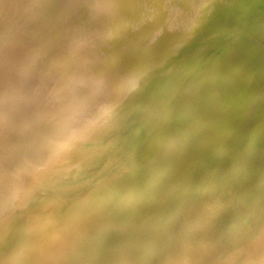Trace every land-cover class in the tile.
Wrapping results in <instances>:
<instances>
[{"label": "rangeland", "instance_id": "obj_1", "mask_svg": "<svg viewBox=\"0 0 264 264\" xmlns=\"http://www.w3.org/2000/svg\"><path fill=\"white\" fill-rule=\"evenodd\" d=\"M7 1H9V2H7ZM14 1H12V0H0V264H53L54 262H55L54 264H90V263L91 264H124V263H126V264H132V263L133 264H148L147 263L148 260H149L150 264H152L154 261H156V262L158 261L159 263H162V261H164V264L167 261H168V264H169V262H170V264H173L174 262L175 263L177 262V264H180L178 262V260H180V259H177V260H175V259H176L177 255H181L185 249H186L185 250L186 254L189 253V252L187 253V249L190 250L188 248L189 245H187L186 242L190 238L187 241L185 239L190 236L191 231L194 232L198 229V232L196 231L198 234L196 232H194V233H196V235L194 233H191L194 236H197L196 239H194L193 235L190 236L193 238V242L195 240V242L193 243L194 245H195V243L197 244L199 242L198 240L203 239L202 236H204V238H205V236L208 237V235L210 234L208 231L209 228L212 231L213 226H215V223H214L215 219L214 218H216V215L219 214L217 216L218 218H216V220L218 221L219 219L223 218V214H224V216L227 214L224 212L220 213L221 210L220 211L218 210V209H223L222 211H225L226 210V209H224L225 205H226L225 207H229V208H227L228 210H230V208H232V206L234 208L231 211L227 210L229 212V214L226 215L227 219L230 218L229 215L232 213V211H233L232 214H236L235 213L236 210H238L237 212L242 210V213L241 212H239L240 214L237 213L236 217H234V218L231 217L232 220L229 219V222L225 218H223V220H222L223 223L225 221L228 222L227 224L225 222L224 223L225 225L223 224L224 226L222 225L221 220H219L220 221L219 223H221V224H219L217 222L214 229L216 227H218V228L221 227L219 229L221 231H219L217 228L212 231V232H216V233L219 232L220 233V234L219 233L216 234V236H215L216 238L218 237L220 239V235H222V234H224V235L221 236V240H224L225 237L229 238V240H228V238H226V240H228L229 242L224 240V242L225 241L226 242L221 243V241L218 238L215 239L213 237V240L214 239L219 240L218 242L223 246L221 249L224 251V253L226 251L229 253L228 254L226 253V256H224L223 251L221 252V250H218L219 249L218 247H221V246L217 241L216 242L218 244L215 241H213V242L211 241L212 244H211V242L210 243L207 242V244H206V242L204 241L205 242L204 245H206L207 249L209 250V253L205 252V251H207V249L202 244L203 248L205 247L204 248L205 250L204 249H203V251L201 250L203 252L202 255H204L205 253L212 255L213 253H215L216 250H218V252L219 251L221 252L220 257H219L218 252H216L218 254V258H216V259L214 258V256L212 258L211 255L210 256L208 255L206 257L207 254H205L203 256L204 260H205V257H206V259L210 257L214 261L216 260V262H212L213 264L214 263L219 264L221 262V260L224 259V262L222 261L220 263V264H224L225 262L227 263V259L231 260V258L233 257L232 258L233 261H234V259L235 260L237 258L239 259V260L237 259L236 264L237 263L239 264L240 262L243 264L244 262L242 259H241L242 260L241 261L240 258H244L245 257L244 255L247 256L249 254L248 253L249 251H251L252 254L259 253L262 250L264 251V236H263L264 232H262V233L258 232V231L256 232V229L254 228V227L258 226L257 222L264 221V219L262 218V217H264V135H263L264 134V130H263L264 128L259 129L260 126L258 128L257 125H256L257 127H255V125H254V127L251 128L253 132L254 131H255V133L257 132L256 134L253 133V134H255V137H254L253 134H250V133H252V131L250 132L246 129H242V125H240L246 119H248L249 121L252 120L257 115V113L264 114V111L260 112L261 109L264 110V107H263L264 101H262V96L264 99V84H263L264 80L262 77L258 78L257 80L255 79L254 81L250 80L251 78L248 79L249 78V77H247V75L249 76L248 73L253 71V69L251 68V66H253V65H251V64L246 69V68H242L241 65H237V64L233 65V64H230L229 62H227L226 59L229 57V54L231 52V49L229 47L221 48L218 46V44H216L218 47L216 48V46H215V49L214 48L211 49L210 44H209L212 41H215L217 39L219 40L221 38H223V39H229L230 38L231 39L230 36L237 38V35H239L241 31H246V32L248 31L251 34H255L256 36H259L264 31V27H263V25H264L263 24L264 23V0H175L176 4L174 5L175 6L174 8H176V9L181 8V9H178L177 12L181 13V15L183 13L185 15H187L188 16L187 21L192 20V21H188L189 22L188 24L186 22L187 27L184 24V26L187 29H184L183 34L188 35V38L186 40H183V41L180 40V41H178V43L176 41H174L173 39L171 41H168V42L166 41L167 45L165 46L162 58L157 59V57L160 56L159 50L152 52L149 55L148 59L145 60L146 65L143 66L144 68L141 67V65H143V63L141 62V60L143 61V56H141V55L137 56L138 59H141V60H139L140 62L137 60L138 63H137V61H134V60L132 61L133 51H134V49L137 48L136 45H134V44L140 40L137 39L133 45H127V46L123 47V49H122V46H120L122 44L121 41H123L126 37H129V36L130 37L137 36L136 32H132V31H135V28H137V29L142 28L141 32H143V34L147 33V32H152L153 29L154 30L157 29V27H159L160 23L152 24L153 23L152 22L150 24L149 22L151 20V17H148V18L146 17L145 19L143 18V20H142L143 22L139 25L138 22L131 20L130 16H134V15L138 14L142 8L141 6H143V8L145 7V10L147 12L150 11L151 9L163 10L165 7V3L161 2L162 0H155L156 2L160 1V3H158V4L157 3L156 4L150 3V0H23V1L14 0ZM28 1L31 4H27V3H29ZM11 2L15 6H13V4ZM21 2L23 4L25 3V8H23L24 5L21 4ZM112 2L117 3L118 6L114 5L113 7H111ZM128 2L129 3L133 2L134 6L129 7V8L124 7V5L127 4ZM8 4H9V6H8ZM150 4H152V5H150ZM33 5H35V6H33ZM108 5H110V6H108ZM12 7L14 9H12ZM202 7H205L204 10H201ZM10 9L13 11H10ZM19 9H21L22 11H20ZM214 9H217V10H215V12L221 10V12L219 13V17L223 18L222 16H224V14H225V17L230 18L231 23L229 25L225 24L223 26L219 25V24L215 25V24L209 23L208 21L211 20L210 18H213L216 15V14H213ZM258 10L261 11L259 14L257 13ZM19 12L21 14H19ZM16 14H18V16ZM37 14H38V16H37ZM110 14H111V16H110ZM198 14L201 17L197 19ZM257 14L258 15L261 14V17H257ZM26 15H28L31 19L28 18V16H26ZM39 15H41V16H39ZM22 16L24 17V19ZM36 16H37V19H36ZM114 18H117V19L119 18L118 19V25H119V27H121L120 31L117 33H116V30H114V25H113V23L115 21ZM129 19H130V21H129ZM20 20H21V22H19ZM37 21L39 23H37ZM48 21H49V23H47ZM43 22H45V23H43ZM162 23H165V21H162ZM167 24L171 25L172 21H170ZM41 26H44V28ZM188 26H189V28H188ZM36 27L38 29L41 27L39 29L41 32H38V29L36 30ZM55 27H57V28L59 27V29H61V27H62V33L66 32V34H68V35L66 37H63L66 34L65 35H64V33L62 34L61 30H59V29H58V32L57 31L55 32L54 30H57V28H55ZM256 28H258V29H256ZM41 29H43V31ZM27 30L29 32H32V33H30L31 37L28 35L29 33H27ZM50 30L54 31L52 33H54L56 38L58 39V43H59V44L57 43L58 46L56 45L57 39L56 38H54L56 40L53 39L52 36H54V35L50 33ZM19 31H20V34H19ZM36 31L38 34H36ZM121 31H123V32H121ZM231 31H232V33H231ZM253 31H256V33ZM42 32H43L44 36L48 35L49 37L48 36L47 37L51 41H54L53 43H55L54 45L57 46L58 50H60V49L65 50V48H67V47H68V49L70 47H72V49L70 48V50L73 54L70 53V50H65V51L63 50L64 52L60 53L61 50L57 51V49L56 50L53 49V48H56V46L54 47L53 45H51L52 43L51 44L49 43L50 40H48V38H47L48 43L46 44L47 41H46V38L43 37ZM44 32H46V33L49 32L51 37L49 34H45ZM257 32L258 33L260 32V33L258 34ZM39 33H40V36L42 35V37L44 38L45 41L42 40L43 38L41 39L39 37ZM56 33L59 35H56ZM161 33L162 32L153 33L155 36L153 34H151L152 37L148 38V45L154 44V43L157 44L159 42V40L162 39ZM226 33L228 34L229 38H228ZM22 34H24L25 36H23ZM159 34H160V36H159ZM224 35H225V37H224ZM9 36H10L11 40H10ZM16 36H19V37H17L15 40V38H13V37H16ZM20 36H22V37H20ZM26 36L28 39H26ZM216 36L219 38H217ZM226 36H227V38H226ZM159 37H160V39H159ZM21 38H22V41H21ZM35 38L41 39L42 41L41 40L40 41L42 44L45 42L43 45L40 43L39 44L40 46H38V48L43 46L42 47V49H43L44 47L48 46V44L50 47L51 46H53V47L44 48L47 50L46 53L44 50H43L44 52H42V50H41V52H42L41 53L40 52L41 48L40 49L37 48L38 51L35 48V47H37L38 43L40 42L39 40H38L39 42L38 41L36 42ZM33 39H35L34 45H36V46L32 45V46H34V48L32 46H30L31 44H33V42H32ZM189 39L194 40V41L188 42L187 40H189ZM256 39H257V37H256ZM3 40H4V43H3ZM61 41H63V42L65 41V43L67 44V47H66V44L65 45L60 44V43H62ZM67 41H68V43H67ZM228 41H230V40H228ZM263 41H264V35L261 36L260 43L261 42L263 43ZM35 42L37 44H35ZM247 42H250V39H249V41L247 40ZM112 44H113V46H112ZM60 45H62L63 47L65 46V48L62 47L63 48L62 49ZM59 46H60V49H59ZM167 46H168V48H167ZM48 48H50V50ZM52 49L55 51V53H54V51L52 53ZM262 49H263V47H256L252 51L250 49L249 52H251V54H254V55H260L264 52L263 51L264 49L263 50ZM246 50L248 51V49H246ZM35 51H36L37 55L35 54ZM130 51H131V54H129ZM217 51H219L220 53ZM48 52H50V54ZM210 52H211V56H210ZM244 52H245L244 50H241L237 54H242ZM51 53L53 55L59 54L58 58H57V56H53ZM68 53H70V55L74 56V57L68 56L69 55ZM74 53L76 55H79L80 53H82V54H80L79 56L76 57V55H74ZM123 53H125L126 56ZM206 53H209V54H206ZM219 54H221V55H219ZM50 55H51V57H50ZM84 55H86V56H84ZM105 55H106V57H104ZM115 55H120L118 57H121V58L123 57V59L120 58L123 61H121L119 59L113 61V59H111V58H114ZM52 56H53V58H52ZM80 56H82V58ZM127 56H129V57H127ZM214 56L216 58H214ZM90 57L92 59H90ZM49 58H50V60H49ZM239 58L244 59L242 57H239ZM37 59H39V60H37ZM46 59H47L46 62L49 61V63H46L44 61L46 63L47 67L45 66L44 62H43L44 66H42L43 65L42 61L46 60ZM212 59H214V60H212ZM35 60H37V61H35ZM40 60H41V63H40ZM210 60H212V61H210ZM106 61H107V63H106ZM199 61H201V62H199ZM70 62H71V64H70ZM114 62L116 65L114 64ZM37 63L38 64L40 63L41 66L38 65ZM59 63H61V64H59ZM196 63L198 64V69L193 70V68H194L193 65ZM246 63H247V61H246ZM76 65H77V67H76ZM84 65H85V67H82ZM155 65H157V66H155ZM116 66H118V67L121 66L120 67L121 69L119 71L120 73L112 72L110 74L112 69H117ZM67 67H69V68H67ZM110 67H111V69H110ZM262 67H263L262 65H258V64L254 65V68L261 69ZM43 68L46 71H44ZM59 68H60V70H59ZM79 68H81V69H79ZM55 69H56V71H55ZM64 69H65V71H64ZM82 69L87 70L88 73H87V71L85 73V70H82ZM126 69H128V70H126ZM200 69H202V70H200ZM48 70H49V72H48ZM74 70H76V72H74V73H76V76H77V74H80L79 71H81V72L84 71V73L82 75H78L77 77H75V76H73L75 74L72 73ZM51 71H53V72H51ZM52 73L54 75L55 74L56 75L54 76ZM224 73L225 74L227 73V74L224 75ZM51 74H52V77L54 76L53 78L51 77ZM65 74L66 75L68 74V75L66 76ZM209 74H212L213 76H215L214 79H212L213 76L209 75ZM221 74L223 77L221 76ZM58 75H60V76H58ZM124 75L125 76L127 75L128 77H126V79L123 81L122 78L124 77ZM139 75L141 77L140 82H138V84L136 85V87L134 89H131L132 88V87H130L131 83L129 82L130 78L132 80L131 82H133V80L135 81ZM43 76L45 79L42 81ZM45 76L46 77L48 76L47 78H50V80L47 79ZM237 76H238V78H237ZM239 76H240V78H239ZM59 77H61V78H59ZM66 77H68L67 78L68 81H71L70 83H67V84L74 85V87H75V88H73V86L71 87L70 85H68L69 88L70 87L73 88V90H75V94L81 93V95L83 96V98H82L81 95H78V97L80 96L81 99L75 98V97H77V95H75V97H74V95H73L74 92H72L71 90H68V91L72 92L73 97H71V98L76 99V100H74L75 103L74 102H73L74 104L72 103L73 105L70 104V102H72V101H70L71 100V98H70L71 93L69 92L70 93V96H69L67 93L68 91L66 90V88H64L65 87L64 86L63 88L65 91H67L66 94L69 96V97H67V95H65V91L62 88V85H64L62 83L66 79ZM80 77L83 79L85 78L86 80L88 79V83H91L94 80L91 84L92 86L90 84H88L86 80H83V79H82V81L83 82L85 81V83H84V85H82L83 82L80 81V79H81ZM220 77L224 78V80L221 79ZM231 77H234V79L233 78H232L233 80L230 79ZM90 78H93V79L91 81H89ZM157 78L162 80L161 85H165L166 82L169 83L168 89L165 91V93L163 92V93H160L158 95L155 93V92H157L158 88H160V87H158V85H153V86L147 87V85H148L147 83L154 82L155 80H157ZM51 79H53L52 82H50ZM76 79L79 80L82 84L79 83L78 81H76ZM45 80H46V82H45ZM54 80H55V82H54ZM72 80L76 81L77 83L74 82V84H72ZM116 80H119L120 82L123 81V85H121V84L119 85L116 83L114 84V81H116ZM235 80L240 81V82L243 81V82L240 85H235V87L230 86L231 88H228L227 90L224 89V91H221V92H218V91H216V93L214 92L216 98L218 97V95L220 93L221 94H223V93L227 94L226 92H228V91H230L232 94V95H230V93L228 92V94H227L228 97L235 96L237 94L238 90L240 88H242L243 86H244L243 88L246 89L248 92V94L246 96L247 98L244 97L242 99L243 103L242 102L238 103L236 106H234V104L230 105L229 107L233 106L232 107L233 109L232 108L230 109L229 107H227V109H226V112L230 113V116L232 118L230 120V124H231V122L234 123V124H231V126H233L232 127L233 129H230V127H231L230 124H229V126H227V128H225V127H223L224 126L223 122L216 121L215 118H214L215 121L212 120L214 113L215 114L221 113V112H219L221 106L220 105H218V107L216 106V102L213 101L214 99L216 100L215 97H213L214 99H209V97H208L209 91L206 90L208 88H204L205 86L202 88L201 84L203 83V84H206L209 86L214 85L212 87L216 86V88H218L219 86L222 87V86L230 85L229 82H233ZM37 81H38V84L36 83ZM227 81H229V82H227ZM244 81H247V82L244 83ZM94 82L96 83V85ZM225 82H227V83H225ZM22 83H24V84H22ZM51 83H53V84H51ZM54 84H56V86ZM67 84H65V85L67 86ZM80 84L82 86H80ZM85 84L87 86L89 85V87H91V88H89V87L87 88V90L85 91L86 93L88 90L90 91L93 88L90 91L91 94H88V93L83 94L84 93L83 91L87 87ZM144 84L146 85V87L145 86L143 87ZM22 85H24V86H22ZM76 85L80 88H78ZM52 86H55V87H52ZM68 86H67V88H68ZM60 87L62 88L63 91L59 92V90L61 89ZM82 87H84L85 89L83 88V91L78 93V91H80L82 89ZM94 87L95 88L97 87L96 88L97 90L95 89V91H94ZM55 89H56V91H55ZM77 89H80V90H77ZM173 91H178L180 94V98L177 97L175 100L171 99V98H173V96H172ZM206 91H207V93H206ZM55 92L56 93L58 92L59 95L61 94V92L62 93L64 92L63 93L64 97H61L62 94L60 95V97H59V95L58 96L54 95L55 97H57L56 100L58 99V97L62 98V100L58 99V101L61 100V102H63V103H59L60 101L55 102V98L52 95V93L54 94ZM96 92H97L98 96L96 95ZM48 94H50V96ZM192 94H194V98H195L194 102L187 103L189 101H187V100L184 101V98H186V96H190ZM21 95L24 97L23 99H22ZM19 96H21V97H19ZM25 96H26V98H25ZM46 96H47L48 100L49 99L50 100L48 101V104L45 106V109L52 110L51 111L52 114H51V112L48 113V110H43V111L40 110V107L42 106L41 99L46 98ZM49 97L54 98L53 103L51 101L52 99ZM65 97H67V98H65ZM25 99H27V101H23ZM170 99L172 100L171 102H169ZM63 100H65V102ZM80 100H82V101H80ZM97 100H99L100 102ZM211 101L213 102V104H215L216 107L213 106ZM248 103H252V105L248 107L247 111L245 112L246 114H244V116L243 115L239 116V115H241L237 111V110H239V107L242 104H244V106H245ZM262 103H263V105H262ZM190 104H192V105H190ZM217 104H218V102H217ZM259 104L261 105L262 108L259 106ZM66 105H70L71 107L66 106ZM77 105L79 108L77 107ZM257 106L261 109H259ZM174 108L179 109V110L181 109V110L180 111L178 110V112H179L178 113L177 111L176 112L174 111L175 110ZM215 109L218 111V112L216 111L217 113L215 112ZM257 109H259V111ZM58 110L62 111V113ZM78 110H79V113L77 112ZM45 111H47V112L45 113ZM56 111H58L61 114H59ZM254 111H255V113H254ZM74 112L75 113L77 112V113L75 114ZM41 113L42 114L44 113V114L42 115ZM164 113H169L170 116L165 118V119H162V117L160 118L159 116H161V114H164ZM252 113L255 115H253ZM38 114H39V116L40 115L46 116L48 114V116L44 117L42 120H39V122H38V120L35 122L36 118L39 117ZM233 114L234 115L238 114V116L237 115L234 116ZM73 116L75 118H73ZM249 116L250 117L252 116L253 118L252 117L249 118ZM210 117H211V119L209 120ZM58 118H59V120L61 118L62 120H60V121L64 120V122L59 123L60 122L59 120H58V122H56L55 120ZM46 120L49 122H47ZM68 120H69V122H68ZM77 123H82L83 127L81 126V127H78L77 129L74 128L73 125L77 124ZM128 123H129V126H127ZM24 124L30 125L29 127L32 130H30L29 128L22 130V126ZM92 124H94V125H92ZM143 124H145V126L147 124V127H153L155 125H159V124L161 125L162 124L166 128V130L168 129L169 125L172 126L170 128L174 127L173 129H176V126L180 125V127H181L180 129L185 128V131L182 134L181 138H183V140H187V144L189 145V143H190V145H191L190 148L188 149L187 148L188 145L186 147V143H185L182 147L175 149L173 151V153L163 152V154H162V151L159 150L160 144L164 148H167L168 145H169V148H172L174 140H171V139L168 140L165 137H163L164 135H159V134H155V133L152 134L150 136V138L152 136H157L156 140L159 139V141H158L159 155L156 154L152 158H148L149 160L145 162L147 164H149V162H150L149 165L152 167V171L150 174L155 176L153 179H150V180L146 179V177H145L146 166H144V164L143 165L139 164V162L141 161L142 158L145 160V157L143 156L142 152L146 149V146L144 144L142 146L141 143H138L140 137L143 138V137L147 136V135H143V132H141V130H140V128H142ZM213 124L215 125V127H213L214 126ZM52 125H53V127H52ZM62 125H63V127H62ZM218 125H220V126H218ZM40 126L43 127V129ZM35 127H38V128H35ZM164 127H163V129H164ZM235 127H237V128L240 127L241 129H236ZM99 128L105 129L104 133L97 132L96 130ZM254 128H256V129L254 130ZM38 129H41L42 132L40 130L38 131ZM70 129H72L71 132L69 131ZM258 129H259V131H258ZM48 130L50 133L49 132H48V134L45 133ZM56 130H58V131H56ZM164 130H163V132L166 133V131H164ZM191 130H192V133L194 132L193 134L197 136V137H195L196 141H194V139H193L194 138L193 134H192V136H189V135H191V133H190ZM31 131H33V132H31ZM92 131H94V132H92ZM179 131H181V130H179ZM232 131L234 132V136L237 135L236 137H233L234 139H232V136H233ZM235 131H236V133H235ZM35 132L37 133V135H35L36 134ZM60 132H62V133L60 134ZM72 132H74V133H72ZM88 132H90V133H88ZM228 132H229V134H228ZM175 133H176V131L173 132V134H175ZM207 133H208V135H207ZM64 134H66L65 135L66 139L64 138ZM70 134H72V135L75 134V136L72 139L82 138L78 144L74 145L75 148H73L71 150L69 149V147H70V145H73V141L70 137H68ZM160 134H161V132H160ZM259 134H261V135H259ZM230 135H232V136L229 139ZM256 135H259V136H256ZM62 137H63V139H62ZM252 137H253V139H252ZM206 138H208V139L214 138L215 139L214 141L211 140V141H213L212 142L213 145H212V143H210L213 147L210 146L209 142L207 144L205 143L206 140H203V139H206ZM237 138L238 139L243 138V139L238 141ZM75 139H74V141H75ZM225 139H227V140H225ZM208 141H210V140H208ZM223 141L227 142L228 144H232L234 141L235 144L233 143L232 146L230 145V148L228 146H224L225 148L226 147L227 148L223 149V151H219L218 153H216V148L219 147L218 144L220 142H223ZM238 143H240V144H238ZM241 143H243V144H241ZM85 146H87L89 148V150L93 149L91 151V153L89 152V155L87 156L86 159L88 161H90L91 159H93V157L98 156L99 159H97V161H99L101 163V164H99V166H101L104 162L106 163L107 158L114 159L113 162H111L109 164L110 168L115 167L117 162H121L122 168H123V172H122L123 174L118 179H116L115 181H112V182L108 181L106 179H105L106 180L105 181L103 179V180L98 181V183H95L94 187L95 188L97 187V188L95 189L93 187L94 188L93 191L95 192V197H93L94 202L93 201L91 202L93 204L94 208H95V206L99 205L100 211L102 209H104V210L105 209H112L113 211H118V212H113L114 213L113 215H106L104 213L94 215V217L97 218V220H102L103 218H105V220L107 221L106 223L98 224L97 228H95V227L93 228L92 225H86V226H84V224L81 225V223L84 219V216L81 215L78 218V220L77 219L75 220L76 222L74 225H78V228H79L78 232L80 233V237L82 238L80 240L82 242L80 240L78 242H74V241L68 242V240L65 239V237L69 236V239H70L71 235L73 233H70V231H68V233L65 231L57 233L55 231V229H52L53 227H55L54 225L53 226L52 225H50V226L46 225L47 223H49V221L52 220V218L54 219V217L57 215L58 211H54V210H56L57 207L58 208L62 207V205H60L58 202H53V201H49L47 199L39 198L40 197V191H41L43 183L45 181H41L40 183H36V182L39 179L40 180L44 179L46 176L45 174H47L46 172L49 169H53L54 167H56V169L57 168L62 169L63 167L70 166L71 164H72L71 166H73L74 163L76 162V161H74L75 159L70 161V158H72V157H68V159H66L67 163L65 162L67 165H65V163L63 164L61 160L53 161V163H52L51 156L53 154H58L57 156H63V155H67V156L75 155V156H77V155L81 154V152L83 150L82 147H85ZM237 146H239V147H237ZM185 147L187 149H185ZM191 149H193L194 152ZM208 149L213 151V152L209 151ZM184 150L186 152L188 150L191 151L188 158L192 157L194 159L195 157H197V155H198V158L197 159L195 158L196 160L193 161V163H192L193 159L190 161L191 158H189V160H188V158H186V161L188 160L187 162L184 161L185 159H183V160L180 159L178 161H175V159L173 158L174 155L176 154V155L181 156L182 153L186 154V152ZM231 150L233 151L232 153H231ZM239 150H241L242 152L239 153ZM158 151H157V153H158ZM196 151H197V153H196ZM188 153H189V151H188ZM195 153H196V155H195ZM236 153H237V155H236ZM242 153H243V155H242ZM103 154H108V155L105 157V156H103ZM192 154H194V155H192ZM218 155H220V156H218ZM100 156H102V158ZM193 156H195V157H193ZM221 156H223V157H221ZM165 157H168V158H165ZM177 157H179V156H177ZM186 157H187V155H186ZM212 157L217 158V159L213 160ZM95 158H97V157H95ZM155 158H156V162L160 159V162L159 161L157 162L158 165L156 164L155 161H153V160H155ZM179 158H181V157H179ZM219 158H222V159H219ZM229 158H231V159H229ZM235 158H236V160H235ZM165 159L166 160L170 159V161H168V163H166ZM201 159L204 162L202 164L199 163V161L202 162ZM209 159L210 160L212 159L213 163H212V161H209ZM87 160L85 162H87ZM226 160H229V161L227 162ZM232 160H233V162H232ZM94 161H96V160H94ZM225 161H226V163H224ZM236 161H237V163H235ZM185 162L187 163L186 165H188V162H191V164L189 163V165H188V167L190 169H186V170L182 171L183 167L184 168L187 167L186 165H182V164H185ZM210 163H211V165L209 166L208 164H210ZM214 163H215L216 167L213 165ZM220 163H221V165H220ZM203 164L204 165L206 164L205 167ZM241 164L248 167L249 171L246 174H244V173L242 174V167L243 166H241V167L236 166V165H241ZM75 165H76V163H75ZM77 165L79 167H81L82 164H80V163L78 164V162H77ZM77 165H76V168H79ZM208 166L210 168H208ZM194 167H196V168H194ZM233 167H235V168H233ZM205 168L207 171L206 173H205ZM223 168H225V170H223ZM219 169H220V171H219ZM90 170L91 169H87L84 172L79 173V174L71 173V171H70L66 177H63L60 175V178L61 179L67 178L68 179L67 181H70L72 176L78 177V178L82 177L84 179L85 177H88V173L90 172ZM202 171H203V173H202ZM217 171L219 172V174ZM221 171H222V173H221ZM186 172H188V173H186ZM191 172H193V173H191ZM226 172H228V173H226ZM209 173H210V175H209ZM54 174L58 175L59 173L57 171ZM202 174H205V176L203 177L204 179L201 180L204 183L199 181L200 179H202V177L200 176ZM206 174H208V178H207ZM213 174H215V175H213ZM212 175H213V177H212ZM41 176H42V178H41ZM172 177H173V179H172ZM189 179H190V181L188 182ZM194 179H195V181H192ZM196 180H197V182L198 181L199 182L197 183ZM194 182H196L197 184L196 183L194 184ZM87 183H89V182H87ZM179 184H182V185H179ZM90 186H92V185L88 184V187H90ZM183 186H184V188H182ZM244 186L247 189H245ZM247 186L249 187V189ZM260 189L262 191H260ZM60 190L61 189L56 190L54 188V190L52 192L54 193L55 191H60ZM247 190H248V192H247ZM80 191H82V190H80L79 188L77 190L72 191V196L70 199L71 202L69 201V197H68V199L66 198L68 201V204H69L67 211H74L76 209L75 208L76 203H73L74 199L72 201V197L73 198L75 197V199H77V197H79L81 195V193H85L84 190L82 192H80ZM228 192H230V193L228 194ZM193 193H194V195H193ZM253 195H255V196L257 195L256 199ZM41 196H43V193L41 194ZM200 196H202V197L200 198ZM203 197H205V198H203ZM250 197L252 198V201L250 200L251 199ZM210 198L211 199L213 198V199L211 200ZM66 199H64V203L67 202V201L65 202ZM117 199H119L118 201L124 202V205H123L124 208L123 209L120 208V206H121L120 203L115 202V201H117ZM200 200H202V201H200ZM203 200H206V202ZM213 200H214V202H213ZM248 200H250V201H248ZM247 201H248V206H247ZM253 201L255 202L254 204H256L255 205L256 208L254 206H252L254 208L251 207V209L253 211H252V213L250 212V213L246 214L248 216L246 219V215L244 218L243 217L244 215H242V214H245L247 212L246 211L247 209L249 210V208L246 209L245 207H250L251 204L254 205ZM208 202H209V204H208ZM88 203L91 205L90 202H88ZM198 204H200V206ZM243 204H245V205L243 206ZM238 205H240V208L241 207H244V208L240 209L238 207ZM192 206H194L193 210L191 209ZM201 206L203 209V210L202 209L201 210L204 213L207 211V214L205 213L206 216L200 210ZM206 206H208V207L206 208ZM179 207H180V209H179ZM195 207H196V209H198L201 212L199 213L196 210V212H197L196 213L194 211ZM215 207H218V209H215ZM206 209H208V210H206ZM244 209H246V210H244ZM63 210H64V208H63ZM158 210H160L159 212H161V213H158ZM186 211L189 214L192 213V211H194L196 213V214L194 212L192 213L196 216V218H195V216L190 214V217H191V215L194 217V218L191 217L193 219L192 220L193 222H190V220L187 219L188 213L186 214ZM209 212H211V213H209ZM215 212H218V213L213 215ZM116 213H117V215H116ZM201 213L203 216H200ZM154 214H155V216H154ZM220 214H222V217ZM156 215H158V216H156ZM184 215H186V219L184 218ZM238 215H240V216H238ZM256 215L258 217L261 216V217H259L260 220L256 219L257 218ZM207 216H208V218H207ZM219 216L221 218H219ZM231 216H235V215H231ZM242 217L244 219L242 221H240L242 219ZM209 218L210 219L213 218V222H212V220H210V223L212 222V224H210V225H213L212 228L209 227V224H208ZM235 218L237 220H238V218H240L238 220L239 223H238V221H236ZM248 218H250V220ZM252 218H253V221H252ZM196 219L198 221H195ZM202 219L206 220V223H207L206 227L207 226L209 227V228H206L207 229L206 232H208L207 234L205 233V231L202 232V233H205V235L204 234L202 235L201 230H200V229H202V231H203L205 228L204 227L205 224H203L204 226H202V224H201V223L205 222ZM186 220H188L189 222H187ZM255 220H257V221H255ZM180 221H181V224H178V223H180ZM232 221L234 223H232ZM235 221L237 223H235ZM117 222H119V224H120L118 227L114 226V224H116ZM241 222L243 223V225L244 224L247 225L249 222H250L249 224H251V223L253 224L255 222L256 224H253V226L252 225L245 226V227H248L252 231V233L249 229H247L245 227H244L245 230L247 229L248 231H250V233H248L247 230L244 231V228H242L243 225ZM183 223H184V225H182ZM185 223H186V225H185ZM193 223H194V227L198 226L200 228L197 227V229H196L193 227L191 229V227L193 226ZM195 223L197 224V226L195 225ZM233 224L237 225L238 229L236 226L233 227ZM261 224H259V225H261ZM174 225H176L175 227H177V225H178V228H176V229H178L179 231L174 230V232H173V230H172V232H173V234H172V232H169V230L171 231V229L174 228ZM180 225H181V228L186 229V232L184 229H182V231H181ZM188 225H190V226L192 225V226L190 227ZM239 225H242V226L239 227ZM254 225H256V226H254ZM184 226H186L187 228H185ZM222 226L224 227V229H227V230H225L226 233L229 231V233H227L229 235H227L224 231H222V229H223ZM231 227H233V228H231ZM251 227H253V228H251ZM228 228H231V229L228 230ZM241 228L243 229V231H240V233L244 232L245 235L250 234V236L252 234L254 239L257 237V234H258L259 239L261 238L260 236H263V237L260 240L258 239V242L256 241L257 239H255V241L257 243L254 245L255 242L253 241L254 243L252 242L253 245H251L250 241L253 238L250 236L249 237L247 236L248 240H250V241H248L250 243L247 245L246 243H248V242L246 241L245 236L243 237L244 238V240H243L241 238L242 234L240 236V233H238L240 237L237 234V232H239V229H241ZM93 231H94V233H93ZM140 232H141V234H140ZM234 232H236V233H234ZM253 232H256L257 234L256 233L253 234ZM200 233H201V237H202L201 239L199 238ZM246 233H248V234H246ZM166 234L170 235V236L172 235V236L169 238ZM235 234L239 237L238 238L239 240H240V238L242 240L239 241L237 239L238 241L235 242L236 238H233V237H235ZM173 235L175 237H173ZM176 235L177 236L179 235L180 239H179V236L177 237ZM198 235H199V237H198ZM214 235H215V233H212V236H214ZM143 236L146 239L148 237H150V238H148L147 240L144 238L142 239L141 237H143ZM153 236H155V237H153ZM159 236L160 237L162 236V237L160 238ZM230 236H232V237H230ZM166 237L169 239H167ZM172 237L174 239L178 240V243L181 244L180 247H182V248H178L179 249L178 252H177L178 249L176 248V254L172 253V255H170V252H175V247L179 246L178 244H176V241L173 240ZM159 238H160V240H159ZM162 238L164 240L167 239L169 241L172 238V240L175 242L170 241L171 242L170 243L169 241L166 240V241H164V243H162ZM183 238H185L184 242H183V240L181 242L185 243V245H187V247L184 244L182 246V243H180V240ZM231 238H232V240L235 239V241L233 240L232 243L235 242L236 246L234 243L232 244L230 242ZM250 238H252V239H250ZM155 239H157L156 242H155ZM65 240L67 243L65 242ZM190 240H192V239H190ZM190 240L188 243H190L192 246L193 244L191 243L192 241L190 242ZM242 241H243L245 246L242 245ZM244 241H246V243ZM152 242H154V243H152ZM166 242H168L169 244ZM204 242L202 241V243H204ZM227 242L232 244V247H233L232 252H231V248H229V246L231 244H228ZM238 242L241 244V245L239 244L240 246H243V247H245V249L246 248L248 249V250L244 249L246 251V252L244 251L246 254L244 252H243L244 254L241 252V251H243V249H241V247L238 245ZM81 243H82V247L79 250V252L82 253V256L76 260H69V257L72 256L70 254ZM172 243L176 244L177 246L176 245L173 246ZM200 243L201 242H199L198 244L200 245ZM213 243H216V244H214V246H213ZM160 244L163 247H161ZM209 244L212 245V247ZM226 244H228V246ZM60 245H62L63 247ZM199 245L198 246L195 245L197 249L196 248H194L195 250L191 249L190 253L188 254V255H191L194 252L193 253L194 255L192 254V256H186V254L184 253V255H185V256L183 255L184 258L185 257H187V258L191 257L190 260H192L194 264H197L196 262H198L199 260L202 259V256L200 255L201 254L200 248L202 249V246L200 245V247H199ZM237 245H238V247H237ZM134 246L137 248H135ZM168 246H170V247H168ZM208 246H210V247H208ZM215 246L216 247L218 246L217 247L218 249L217 248L214 249L213 247H215ZM246 246H250V247H246ZM258 246H260V247H258ZM57 247H60V248L62 247V249H64L66 247L65 252L63 254L58 252L59 250H61L60 248L58 250H55V252L50 251L51 249H54ZM150 247H152V248H150ZM156 247H158V248H156ZM234 247H236V248H234ZM254 247H256V250L258 248L261 250L258 249L259 251L255 252L256 250L254 249L255 250L254 251L252 249ZM261 247H263V249ZM134 248L138 249V250H135ZM139 248H142V249H139ZM161 248H163L162 251H161ZM169 248H170V250H169ZM212 248L215 251H212ZM237 248L239 249V253L241 252V254H243V256L237 252L238 251ZM156 249L157 250L159 249L160 251L159 250L158 251L160 253H163V255H165L164 256L165 258L170 257V259L166 258L167 259L166 260L163 257V255H161L160 253H159L160 255L158 254V251ZM171 249L173 251H171ZM198 249H199V253H198L199 258H201V259H199L198 255L196 254ZM233 249L234 250L236 249L235 250L236 252ZM251 249L254 251V253L252 252ZM166 250L169 252H165ZM228 250H230V251H228ZM164 252H165V254H164ZM180 252H181V254H180ZM210 252H213V253H210ZM149 253H150V255H149ZM151 253H153V255ZM166 253H168V255H170V256H168ZM262 253L264 255V252H261V256H262ZM195 254L197 255L196 257L199 260H197V258L194 259ZM217 254L215 255V257L217 256ZM255 254H254V256H255ZM130 255L131 256L133 255L134 259H137V260L132 259L133 257H131ZM151 255H152V257L154 256L153 260L151 259ZM239 255H241L242 257H240ZM122 256H123V258H122ZM171 256H172V259H171ZM119 257H121V258H119ZM174 257H175V259H173ZM181 257L182 256H180L179 258H181ZM247 257H245V258H247ZM255 257L257 260H259V263H261V261L263 262V260H264L263 259L264 256H262L263 260H261V258L258 259L260 256H258L257 254ZM162 258H164V259L162 260ZM184 258H181V260H183ZM187 258H185L186 262L184 259V264L187 263V261L190 262L189 258L188 259ZM252 258L253 257H250L251 262H250V260L248 261V258L246 259L245 262L248 261L247 264H250V263L254 264V261H257V260L256 259L252 260ZM157 259H159V260H157ZM202 260H201L202 263H198V264H203L204 261H202ZM208 260L209 259L205 260L206 261L205 263H207V262L209 263V261H212V260H209V261ZM219 260H220V262H217ZM232 260H231V262H232ZM122 261L124 263H122ZM156 262H154L153 264L158 263V262L157 263ZM191 262L189 264H191ZM233 263H235V261ZM256 263L258 264V262H256ZM209 264H211V262ZM228 264H229V262H228Z\"/></svg>", "mask_w": 264, "mask_h": 264}, {"label": "bare ground", "instance_id": "obj_2", "mask_svg": "<svg viewBox=\"0 0 264 264\" xmlns=\"http://www.w3.org/2000/svg\"><path fill=\"white\" fill-rule=\"evenodd\" d=\"M12 1H14V0H12ZM21 1H23V0H21ZM7 2H9V1H7ZM15 2V1H14ZM29 2V1H28ZM161 2H163V3H165V7H164V9L163 10H158V9H151L150 11H146L145 10V7L143 8V6H141L142 8H141V10L139 11V13L138 14H136V15H134V16H130V19L131 20H134L135 22H138V24L140 25L143 21V18L145 19L146 17L148 18V17H151V20H150V24L152 23V24H156V23H160V25H159V27H157V29H153V31L152 32H147V33H144L143 34V32H141L142 31V28H140V29H137V28H135V31H132V32H136L137 33V36H135V37H126L123 41H121L122 42V44L120 45V46H122V49H123V47H125V46H127V45H133L134 43H135V41L137 40V39H139L140 41H138L137 43H135L134 45H136V49H134V51H133V55H132V61L134 60V61H139V60H141V59H138V55H141V56H143V61L141 60V62L143 63V65H141V67H143L144 65H146V61L145 60H147L148 59V57H149V55L152 53V52H154V51H156V50H159V52H160V56L159 57H157V59H161L162 58V56H163V53H164V49H165V46L167 45L166 44V41L168 42V41H171L172 39L174 40V41H176L177 43H178V41H183V40H186L187 38H188V35H186V34H183V31H184V29H187L186 27V25L189 23L188 21H192V20H188L187 21V19H188V16L187 15H185L184 13L181 15V13H178L177 12V10L178 9H181V8H174L175 6V0H162ZM12 3V2H11ZM17 3V2H16ZM146 3V2H145ZM150 3H160V1L159 2H156L155 0H150ZM13 4V3H12ZM18 4V3H17ZM21 4H23L22 2H21ZM20 4V5H21ZM27 4H31L30 2L29 3H27ZM11 5V4H10ZM24 5V7L23 8H25V3L23 4ZM118 6V4L117 3H114V2H112L111 3V7H113V6ZM150 5H152V4H150ZM8 6H9V4H8ZM13 6H15L14 4H13ZM28 6V5H27ZM33 6H35V5H33ZM108 6H110V5H108ZM132 6H134V3L133 2H131V3H127V4H125L124 5V7H126V8H129V7H132ZM140 6V5H139ZM11 7V6H10ZM19 7V6H18ZM106 7V6H105ZM149 7V6H148ZM21 8V7H20ZM30 8V7H29ZM39 8V7H38ZM204 8L205 7H202L201 8V10H204ZM9 9V8H8ZM12 9H14L13 7H12ZM147 9V8H146ZM20 11H22L21 9H19ZM215 10H217V9H214L213 10V14H216L213 18H210L211 20L210 21H208L209 23H211V24H219V25H225V24H227V25H229L230 23H231V20H230V18L229 17H225V14H224V16H222L223 18H221V17H219V13L221 12V10H219V11H216L215 12ZM10 11H13V10H11L10 9ZM180 11V10H179ZM181 12V11H180ZM261 11L260 10H258L257 11V13L259 14ZM23 13V12H22ZM32 13V12H31ZM19 14H21L20 12H19ZM33 14V13H32ZM31 14V15H32ZM40 14V13H39ZM117 14V13H116ZM192 14V13H191ZM257 14V17H261V14L260 15H258ZM17 16H18V14H16ZM34 15V14H33ZM129 15V14H128ZM15 16V15H14ZM21 16V15H20ZM26 16H28V15H26ZM37 16H38V14H37ZM37 16H36V19H37ZM39 16H41V15H39ZM110 16H111V14H110ZM145 16V17H144ZM193 16V15H192ZM221 16V15H220ZM16 17V16H15ZM23 17V16H22ZM21 17V18H22ZM201 16H199V14H198V16H197V19L198 18H200ZM18 18V17H17ZM27 18V17H26ZM28 18H30L29 16H28ZM35 18V17H34ZM14 19V18H13ZM19 19V18H18ZM23 19H24V17H23ZM31 19V18H30ZM119 19V18H118ZM118 19L117 18H114V23H113V25H114V30H116V33L117 32H119L120 31V28L121 27H119V25H118ZM130 19H129V21H130ZM190 19V18H189ZM16 20V19H15ZM44 20V19H43ZM124 20V19H123ZM25 21V20H24ZM29 21V20H28ZM128 21V22H129ZM162 21H165V23H162ZM170 21H172V24L170 25V24H167V23H169ZM19 22H21V20L19 21ZM36 22V21H35ZM132 22V21H131ZM186 22H187V24H186ZM206 22V21H205ZM37 23H39L38 21H37ZM41 23V22H40ZM43 23H45V22H43ZM47 23H49V21L47 22ZM46 23V24H47ZM52 23V22H51ZM191 23V22H190ZM184 24H185V26H184ZM264 24V23H263ZM60 25V24H59ZM40 26V25H39ZM61 26V25H60ZM38 27V26H37ZM36 27V30L38 29ZM41 27H43L44 28V26H41ZM40 27V28H41ZM47 27V26H46ZM263 27H264V25H263ZM39 28V29H40ZM55 28H57V27H55ZM188 28H189V26H188ZM232 28V27H231ZM234 28V27H233ZM38 29V32H41L40 30ZM58 29H59V27L57 28V30H54L55 32L57 31L58 32ZM256 29H258V28H256ZM42 31H43V29H41ZM59 30H61V33H62V27H61V29H59ZM233 30V29H232ZM33 31V30H32ZM53 30H50V33L51 34H53L54 36H55V34L54 33H52V32H54ZM229 31V30H228ZM25 32V31H24ZM35 32V31H34ZM121 32H123V31H121ZM120 32V33H121ZM159 33V32H162L161 33V37H162V39H160V37H159V42L157 43V44H150V45H148V38L149 37H152L151 36V34H153V33ZM239 32V31H238ZM253 32H255L256 33V31H253ZM27 33H29L28 35L30 36L31 34L30 33H32V32H29L28 30H27ZM45 34H49L50 35V33L49 32H44ZM64 33V32H63ZM62 33V34H63ZM229 33V32H228ZM231 33H232V31H231ZM230 33V34H231ZM258 33V32H257ZM260 33V32H259ZM258 33V34H259ZM13 34V33H12ZM19 34H20V31H19ZM26 34V33H25ZM36 34H38L37 33V31H36ZM66 34V32L64 33V35ZM129 34V33H128ZM127 34V35H128ZM227 34V33H226ZM225 34V35H226ZM18 35V34H17ZM23 36H25L24 34H22ZM27 35V34H26ZM42 35H43V37L44 38H46V41H47V38L49 37L48 35V37L47 36H44V34H43V32H42ZM42 35L40 36V33H39V37L42 39L43 37H42ZM56 35H59V34H57L56 33ZM68 34H66L65 36H63V37H66ZM126 35V36H127ZM154 35V34H153ZM225 35H224V37H225ZM262 35H264V31L259 35V36H256L255 34H251L250 32H246V31H241L240 32V34L239 35H237V38H234V37H232V36H230L231 37V39L229 38V36H228V34H227V36H228V38L229 39H223V38H221V39H217V40H215V41H212L211 43H209L210 44V47H211V49H215V46H216V48L219 46V47H221V48H223V47H229L230 49H231V52H230V54H229V57L226 59L227 60V62H229L230 64H233V65H241V67L242 68H248V66H250V64L251 65H253V66H251V68L253 69V71H251V72H249L248 74H249V76L247 75V77H249L248 79H250V80H252V81H254L255 79L257 80L258 78H263V80H264V52L262 53V54H260V55H254V54H251V52H249V50L251 49V51L253 50V49H255L256 47H263V49H264V41H263V43L261 42L260 43V41H261V36ZM13 36V35H12ZM38 36V35H37ZM54 36H52L53 37V39L54 38H56V36L54 37ZM155 36V35H154ZM159 36H160V34H159ZM227 36H226V38H227ZM17 37H19V36H16V37H13V38H15V40H16V38ZM20 37H22V36H20ZM31 37V36H30ZM50 37H51V35H50ZM217 37V36H216ZM215 37V38H216ZM256 37H257V39H256ZM9 38H10V36H9ZM25 38V37H24ZM44 38L42 39V40H44ZM217 38H219V37H217ZM26 39H28L27 38V36H26ZM36 39V42L39 40H41V39H37V38H35ZM35 39H33V44H31L30 46H32V45H34V41H35ZM57 39V38H56ZM56 39H54V40H56ZM213 39V38H212ZM249 39H250V42H247V40L249 41ZM10 40H11V38H10ZM14 40V39H13ZM14 40V41H15ZM24 40V39H23ZM41 40V41H42ZM48 40H50L49 38H48ZM228 40H230V41H228ZM9 41V40H8ZM20 41V40H19ZM21 41H22V38H21ZM38 41V42H39ZM41 41L38 43V45H37V47H35L36 48V50H37V48H38V46H40L39 44L41 43ZM45 41V40H44ZM51 41V40H50ZM49 41V43L51 44V45H53L54 47L57 45V43H58V39L56 40L57 42H56V45H54L55 43H53L54 41H51L50 42ZM188 42L190 41H194V40H191V39H189V40H187ZM31 42V43H32ZM35 42V44H37ZM60 42V41H59ZM62 43H60V44H63V45H65L66 43H65V41L63 42V41H61ZM173 42V41H172ZM3 43H4V40H3ZM45 43V42H44ZM43 43V44H44ZM48 43V41L46 42V44ZM67 43H68V41H67ZM116 43V42H115ZM119 43V42H118ZM42 44V43H41ZM42 44V45H43ZM45 44V45H46ZM59 44V43H58ZM170 44V43H169ZM216 44H218V46L216 45ZM220 44V45H219ZM4 45V44H3ZM115 45V44H114ZM117 45V44H116ZM34 46H36V45H34ZM34 46H32L33 48H34ZM53 46H51V47H53ZM58 46V45H57ZM57 46H56V48H53V49H57V51H60L61 49H60V46H61V48L63 47L62 45H60L59 46V49L60 50H58V48H57ZM112 46H113V44H112ZM43 47V46H42ZM42 47H40V48H38V49H40V52H41V50H42V52H44L45 51V53H46V49H44V48H47V47H50L49 46V44H48V46H46V47H44L43 49H42ZM50 47V48H51ZM66 47H67V44H66ZM50 48H48L49 50H50ZM63 48H65V46L63 47ZM62 48V49H63ZM71 49H72V47H70ZM70 48L68 49V47L67 48H65V50H70ZM167 48H168V46H167ZM52 49V53H53V50ZM120 49V48H119ZM121 49V50H122ZM246 49H248V51L246 50ZM262 49V50H263ZM44 50V51H43ZM48 50V51H49ZM64 50V49H63ZM63 50H61L60 51V53H62V52H64ZM217 50V49H216ZM219 50V49H218ZM227 50V49H226ZM229 50V49H228ZM236 50V51H235ZM241 50H244L245 52L244 53H242V54H237L238 52H240ZM38 51V50H37ZM76 51V50H75ZM116 51V50H115ZM220 51V50H219ZM219 51H217V52H219ZM264 51V50H263ZM41 52V53H42ZM51 52V51H50ZM50 52H48L49 54H50ZM78 52V51H77ZM221 52V51H220ZM219 52V53H220ZM39 53V52H38ZM40 53V54H41ZM51 53V54H52ZM54 53H55V51H54ZM59 53V52H58ZM67 53V52H66ZM70 53H72L71 52V50H70ZM70 53H68L69 55L68 56H70V57H74V56H71L70 55ZM79 53V52H78ZM87 53V52H86ZM85 53V54H86ZM35 54H36V51H35ZM64 54V53H63ZM73 54V53H72ZM80 54H82V53H80ZM79 54V55H80ZM84 54V53H83ZM124 55H125V53H123ZM128 54V53H127ZM129 54H131V51H130V53ZM206 54H209V53H206ZM37 55V54H36ZM53 55V54H52ZM59 55V54H58ZM58 55L56 54V55H53V56H57V58H58ZM62 55V54H61ZM74 55H76L75 53H74ZM79 55H76V57L77 56H79ZM219 55H221V54H219ZM53 56H52V58H53ZM84 56H86V55H84ZM109 56V55H108ZM116 56V57H115ZM114 56V58H111V59H113V61H115V60H121V59H123V57L121 58V57H118V56H120V55H115ZM126 56V55H125ZM130 56V55H129ZM129 56H127V57H129ZM209 56V55H208ZM210 56H211V52H210ZM242 57V58H244V59H241V58H239V57ZM50 57H51V55H50ZM60 57V56H59ZM67 57V56H66ZM75 57V58H76ZM81 58H82V56H80ZM103 57V56H102ZM104 57H106V55L104 56ZM113 57V56H112ZM126 57V58H127ZM131 57V56H130ZM51 58V59H52ZM55 58V57H54ZM79 58V57H78ZM86 58V57H85ZM116 58V59H115ZM121 58V59H120ZM125 58V59H126ZM142 58V57H141ZM212 58V57H211ZM214 58H216L215 56H214ZM62 59V58H61ZM60 59V60H61ZM64 59V58H63ZM74 59V58H73ZM90 59H92L91 57H90ZM106 59V58H105ZM110 59V58H109ZM37 60H39V59H37ZM37 60H35V61H37ZM49 60H50V58H49ZM57 60V59H56ZM129 60V59H128ZM212 60H214V59H212ZM212 60H210V61H212ZM222 60V59H221ZM225 60V61H226ZM46 62L47 61V59L46 60H43L42 61V63L43 62ZM58 61V60H57ZM108 61V60H107ZM107 61H106V63H107ZM121 61H123V60H121ZM127 61V60H126ZM125 61V62H126ZM138 61H137V63H138ZM246 61H247V63H246ZM44 62V63H45ZM59 62V61H58ZM128 62V61H127ZM140 62V61H139ZM199 62H201V61H199ZM40 63H41V60H40ZM40 63L38 64V65H40ZM44 63H43V65L42 66H44ZM46 63H49V61L48 62H46ZM46 63H45V66H46ZM68 63V62H67ZM145 63V64H144ZM205 63V62H204ZM59 64H61V63H59ZM70 64H71V62H70ZM114 64H115V62H114ZM119 64V63H118ZM122 64V63H121ZM207 64V63H206ZM247 64V65H246ZM262 65L263 67L261 68V69H258V68H254V65ZM51 65V64H50ZM73 65V64H72ZM78 65V64H77ZM77 65H76V67H77ZM106 65V64H105ZM116 65V64H115ZM41 66V65H40ZM62 66V65H61ZM155 66H157V65H155ZM200 66V65H199ZM207 66V65H206ZM205 66V67H206ZM47 67V66H46ZM49 67V66H48ZM59 67V66H58ZM70 67V66H69ZM69 67H67V68H69ZM82 67H85V65L84 66H82ZM121 67V66H120ZM120 67H118V66H116V68L117 69H112L111 70V72H110V74L112 73V72H114V73H120L119 71H120ZM123 67V66H122ZM140 67V66H139ZM193 70H197L198 69V64L196 63V64H194L193 65ZM45 68V67H44ZM43 68V69H44ZM50 68V67H49ZM113 68V67H112ZM144 68V67H143ZM48 69V68H47ZM51 69V68H50ZM57 69V68H56ZM56 69H55V71H56ZM74 69V68H73ZM79 69H81V68H79ZM110 69H111V67H110ZM123 69V68H122ZM142 69V68H141ZM59 70H60V68H59ZM68 70V69H67ZM72 70V69H71ZM82 70H85V69H82ZM126 70H128V69H126ZM200 70H202V69H200ZM239 70V69H238ZM243 70V69H242ZM2 71V70H1ZM44 71H46L45 69H44ZM54 71V72H55ZM64 71H65V69H64ZM79 71V70H78ZM77 71V72H78ZM86 71L87 70H85V73H86ZM145 71V70H144ZM42 72V71H41ZM48 72H49V70H48ZM51 72H53V71H51ZM74 72H76V70H74L72 73H74ZM80 72V74H77V76L78 75H82L83 73H84V71L83 72H81V71H79ZM78 72V73H79ZM108 72V71H107ZM227 72V71H226ZM230 72V71H229ZM228 72V73H229ZM245 72V71H244ZM247 72V71H246ZM43 73V72H42ZM61 73V72H60ZM87 73H88V71H87ZM212 73V72H211ZM233 73V72H232ZM242 73V72H241ZM40 74V73H39ZM53 74V73H52ZM52 74H51V77H52ZM64 74V73H63ZM75 75H73V76H75V77H77L76 76V73H74ZM227 74V73H226ZM225 73H224V75H226ZM54 75V74H53ZM56 75V74H55ZM54 75V76H55ZM66 75V74H65ZM68 75V74H67ZM66 75V76H67ZM209 75H212V74H209ZM208 75V76H209ZM233 75V74H232ZM251 75V76H250ZM41 76V75H40ZM50 76V75H49ZM53 76V77H54ZM58 76H60V75H58ZM64 76V75H63ZM72 76V77H73ZM103 76V75H102ZM213 76V75H212ZM218 76V75H217ZM221 76H222V74H221ZM46 77V76H45ZM48 77V76H47ZM46 77V78H47ZM52 77V78H53ZM126 77H128L127 75L125 76L124 75V77L122 78L123 79V81L126 79ZM214 77L215 76H213V78L212 79H214ZM223 77V76H222ZM227 77V76H226ZM225 77V78H226ZM246 77V78H247ZM58 78V77H57ZM59 78H61V77H59ZM63 78V77H62ZM67 78L68 77H66V79L63 81V83L62 84H64V85H62V88L64 87V88H66V90L68 91V90H71L72 92H74V97H75V95H77V97H75V98H80V96L78 97V95H81V91H83V88L84 87H82V89L80 90V89H77V90H80V91H78V93H80V94H75V90H73V88H75L74 87V85H71V84H67V83H70L71 81H68L67 80ZM81 78V77H80ZM79 78V79H80ZM101 78V77H100ZM140 75L138 76V78L134 81L133 80V82H131L132 80H131V78H130V83H131V86L130 87H132L131 89H134L135 87H136V85L138 84V82H140ZM143 78V77H142ZM175 78V77H174ZM192 78V77H191ZM221 78V77H220ZM234 79V77H231L230 79ZM237 78H238V76H237ZM239 78H240V76H239ZM45 78H44V76H43V79H42V81L44 80ZM47 79H49L50 80V78H47ZM56 79V78H55ZM82 79L83 78H81L80 79V81L81 82H83L82 81ZM93 78H90L89 79V81H91ZM221 79H223L224 80V78H221ZM232 79V80H233ZM58 80V79H57ZM61 80V79H60ZM83 80H86L85 78L83 79ZM217 80V79H216ZM226 80V79H225ZM53 81V79H51V81L50 82H52ZM59 81V80H58ZM76 81H78L79 83H81L79 80H77L76 79ZM76 81H73L72 80V84H74V82H76ZM87 81V83H88V79L86 80ZM94 81V80H93ZM92 81V82H93ZM96 81V80H95ZM123 81L122 82H120L119 80H116V81H114V84L116 83V84H121V85H123ZM45 82H46V80H45ZM54 82H55V80H54ZM57 82V81H56ZM92 82L91 83H88V84H92ZM171 82V81H170ZM227 82H229V81H227ZM227 82H225V83H227ZM243 81H237V80H235V81H233V82H229L230 83V85H227V86H219L218 88H216V86L215 87H212V86H214V85H212V86H209V85H206V84H201V87L203 88L204 86V88H208V89H206V90H208L209 91V93H208V97H209V99H214L213 97H215V94H214V92L216 93V91H218V92H221V91H224V89L225 90H227L228 88H231V87H235V85H240L241 83H242ZM245 82H247V81H244V83ZM37 84H38V81L36 82ZM58 83V82H57ZM77 83V82H76ZM78 83V84H79ZM84 83H85V81L83 82V84L82 85H84ZM95 83V82H94ZM178 83V82H177ZM189 83V82H188ZM187 83V84H188ZM238 83V84H237ZM22 84H24V83H22ZM51 84H53V83H51ZM65 84H67V86L68 85H70L71 87L73 86V88H69V86H68V88H67V86L65 85ZM80 84V86H82ZM148 85H147V87H149V86H153V85H158V87H160V88H158V90H157V92H155L157 95L158 94H160V93H165V91L168 89V84L169 83H165V85H161L162 84V80L161 79H159V78H157V80H155L154 82H151V83H147ZM264 84V83H263ZM55 86H56V84H54ZM86 85V84H85ZM95 85H96V83H95ZM221 85V84H220ZM22 86H24V85H22ZM21 86V87H22ZM51 86V85H50ZM55 86H52V87H55ZM77 86V85H76ZM87 86V85H86ZM92 86V85H91ZM99 86V85H98ZM146 87V85L144 84L143 85V87ZM162 86V87H161ZM196 86V85H195ZM231 86V87H230ZM248 86V85H247ZM78 87V86H77ZM76 87V88H77ZM89 87V85L86 87V89L82 92L83 94H85L86 92V90H87V88ZM244 87V86H243ZM240 88L239 90H238V92H237V94L235 95V96H231V97H228L227 96V94H228V92L230 93V95H232L231 94V92L230 91H228V92H226L227 94H224L223 92V94H219L218 95V97L216 98V100L214 99L213 101H215L216 102V106L218 107V105H220L221 107H220V111L219 112H221L220 114L218 113V114H215L214 113V115H213V119L212 120H214V118L216 119V121H221V122H223L224 123V126L223 127H225V128H227V126H229V124H230V120L232 119L231 118V116H230V113H227L226 112V109H227V107H229L230 105H233L234 104V106H236L238 103H243V101H242V99L244 98V97H246L247 96V94H248V92H247V90L246 89H244V88ZM260 87V86H259ZM61 88V87H60ZM62 88L59 90V92L60 91H63L64 90V88H63V90H62ZM78 88H80V87H78ZM89 88H91V87H89ZM97 88V87H96ZM95 87H94V91H95V89H96ZM93 89V88H92ZM91 89V90H92ZM201 89V88H200ZM261 89V88H260ZM90 90V91H91ZM97 90V89H96ZM102 90V89H101ZM231 90V89H230ZM259 90V89H258ZM29 91V90H28ZM55 91H56V89H55ZM65 91V90H64ZM67 91H65V95H67L66 94V92ZM89 91V90H88ZM87 91V93L88 94H91L90 93V91L88 92ZM99 91V90H98ZM179 91V90H178ZM178 91H173V98H171V99H173V100H175L177 97H179L180 98V94H179V92ZM233 91V90H232ZM236 91V90H235ZM70 91H68L67 93H68V95L70 96V93H71V96H70V98L71 97H73V95H72V92H70ZM77 92V91H76ZM93 92V91H92ZM261 92V91H260ZM58 93V92H57ZM56 92L53 94L52 93V95H53V97L55 98V102L57 101V102H59V103H63V102H61V100H62V98H59L60 97V95H61V97H64L63 96V93L61 92V94L59 95V93L57 94ZM86 93V94H87ZM177 93V94H176ZM206 93H207V91H206ZM51 94V93H50ZM50 94H48L49 96H50ZM100 94V93H99ZM102 94V93H101ZM107 94V93H106ZM58 96L59 95V97H58V99H61V100H59L58 101V99L56 100V98L57 97H55V96ZM67 95V97H69ZM96 95L98 96V94H97V92H96ZM162 95V94H161ZM255 95V94H254ZM22 96V95H21ZM21 96H19V97H21ZM82 96V95H81ZM52 97V96H51ZM51 97H49V98H51ZM67 97H65V98H67ZM103 97V96H102ZM24 97L22 96V99H23ZM25 98H26V96H25ZM54 98H51L52 100V103L54 102L53 100H54ZM82 98H83V96H82ZM95 98V97H94ZM178 98V99H179ZM247 98V97H246ZM81 99V98H80ZM169 100V102H171L172 100ZM252 99V98H251ZM38 100V99H37ZM50 100V99H49ZM48 98H47V96H46V98H43V99H41V101H42V106L40 107V110H48V109H45V106L48 104ZM68 100V99H67ZM74 100H76V99H72L71 98V100L70 101H72V102H70V104H72L73 102H74ZM83 100V99H82ZM82 100H80V101H82ZM141 100V99H140ZM185 100H187V101H189V102H187V103H192V102H194L195 101V98H194V94H192V95H190V96H186V98H184V101ZM23 101H27V99H25V100H23ZM64 102H65V100H63ZM79 101V102H80ZM96 101V100H95ZM97 101H99V100H97ZM262 101H264V99H263V96H262ZM261 101V102H262ZM100 102V101H99ZM212 102V101H211ZM214 102V103H215ZM217 102H218V104H217ZM51 103V102H50ZM75 103V102H74ZM73 103V104H74ZM78 103V102H77ZM83 103V102H82ZM95 103V102H94ZM97 103V102H96ZM209 103V102H208ZM39 104V103H38ZM67 104V103H66ZM72 104V105H73ZM81 104V103H80ZM212 104H213V102H212ZM79 105V104H78ZM78 105H77V107H78ZM83 105V104H82ZM189 105V104H188ZM190 105H192V104H190ZM241 105V104H240ZM252 105V103H248V104H246L245 106H244V104H242L240 107H239V110H237L238 111V113L239 114H241V115H239V116H244V114H246L245 112L247 111V109H248V107L249 106H251ZM262 105H263V103H262ZM66 106H70V105H66ZM195 106V105H194ZM212 106V105H211ZM213 106L214 107H216L215 106V104H213ZM259 106L261 107V105L259 104ZM39 107V106H38ZM71 107V106H70ZM69 107V108H70ZM233 106H231V107H229L230 109L232 108ZM258 107V106H257ZM256 107V108H257ZM264 107V106H263ZM49 108V107H48ZM65 108V107H64ZM68 108V109H69ZM79 108V107H78ZM204 108V107H203ZM228 108V109H229ZM253 108V107H252ZM251 108V109H252ZM259 108V107H258ZM262 108V107H261ZM261 108H259V109H261ZM61 109V108H60ZM63 109V108H62ZM175 109V108H174ZM233 109V108H232ZM259 109H257L258 111H259ZM146 110V109H145ZM178 110L179 109H175L174 111L176 112H178ZM181 110V109H180ZM179 110V111H180ZM250 110V109H249ZM41 111V112H42ZM52 110H48V113H50ZM58 111H60V110H58ZM58 111H56V112H58ZM65 111V110H64ZM71 111V110H70ZM173 111V112H174ZM217 110L215 109V112H216ZM230 111V110H229ZM228 111V112H229ZM261 111H264V110H260V112ZM47 111H45V113H46ZM61 113H62V111H60ZM78 113H79V110L77 111ZM76 112V113H77ZM143 112V111H142ZM218 112V111H217ZM216 112V113H217ZM231 112V111H230ZM40 113V112H39ZM59 113V112H58ZM61 113H59V114H61ZM72 113V112H71ZM75 113V112H74ZM75 113V114H76ZM179 113V112H178ZM254 113H255V111H254ZM263 113V112H262ZM42 114V113H41ZM44 114V113H43ZM42 114V115H43ZM51 114H52V112H51ZM141 114V113H140ZM253 114V113H252ZM67 115V114H66ZM73 115V114H72ZM79 115V114H78ZM234 115V114H233ZM237 116H238V114H236ZM236 115H234V116H236ZM253 115H255V114H253ZM38 116H39V114H38ZM46 116H48V114L46 115ZM45 115L44 116H39L38 118H36V120H35V122L38 120V122H39V120H42L44 117H46ZM138 116V115H137ZM170 115H169V113H164V114H161V116H159L160 118L162 117V119H165V118H167V117H169ZM64 117V116H63ZM252 117V116H251ZM250 116H249V118H251ZM62 118V117H61ZM60 118V120H62ZM73 118H75L74 116H73ZM77 118V117H76ZM253 118V117H252ZM46 119V118H45ZM211 119V117L209 118V120ZM49 120V119H48ZM58 120H59V118L58 119H56L55 121L56 122H58ZM59 120V121H60ZM66 120V119H65ZM84 120V119H83ZM47 121V120H46ZM71 121V120H70ZM215 121V120H214ZM42 122V121H41ZM45 122V121H44ZM47 122H49V121H47ZM63 123L64 122V120L63 121H60L59 123ZM68 122H69V120H68ZM76 122V121H75ZM212 122V121H211ZM234 122V121H233ZM66 123V122H65ZM36 124V123H35ZM53 124V123H52ZM108 124V123H107ZM212 124V123H211ZM219 124V123H218ZM231 124H234V123H232L231 122ZM231 124H230V126H231ZM59 125V124H58ZM92 125H94V124H92ZM123 125V124H122ZM214 125V124H213ZM237 125V124H236ZM240 125H242V129H246V130H248V131H252V129L251 128H253L254 127V125H255V127H257L258 126V128H259V126H260V128L259 129H261V128H264V114H261V113H257V115L252 119V120H248V119H246V120H244L243 121V123L242 124H240ZM257 125V126H256ZM30 125H26V124H24L23 126H22V130H24V129H30V130H32L30 127H29ZM32 126V125H31ZM49 126V125H48ZM67 126V125H66ZM82 126V123H77V124H74L73 125V127L74 128H78V127H81ZM90 126V125H89ZM127 126H129V123H128V125ZM218 126H220V125H218ZM41 127V126H40ZM45 127V126H44ZM52 127H53V125H52ZM58 127V126H57ZM62 127H63V125H62ZM83 127V126H82ZM121 127V126H120ZM163 125L161 124H159V125H155V126H153V127H147V124H146V126H145V124H143V126H142V128H140V130H141V132H143V135H147L146 137H143V138H141L140 137V139H139V141H138V143H141L142 144V146H143V144L146 146V149L142 152V154H143V156L145 157V160L142 158L141 159V161L139 162V164H144V166H146V175H145V177H146V179H148V180H150V179H153L155 176H153L152 174H150L151 173V171H152V167L149 165L150 164V162H149V164H147V163H145L146 161H148L149 159L148 158H152L153 156H155L156 154L157 155H159V151H158V146H159V144H158V141H159V139L158 140H156L157 138V136H152L151 138H150V136L152 135V134H159V135H164L163 137H165L166 139H171V140H174V143H173V146H172V148H169V145L167 146V148H164L161 144H160V147H159V150L160 151H162V154H163V152H165V153H173V151L175 150V149H177V148H179V147H182L185 143H186V147H187V140H183V138H181L182 137V134L184 133V131H185V128L184 129H180L181 127H180V125L179 126H176V129H173V128H170V127H172V126H168V129L166 130V128L164 127V129H163ZM213 127H215V125L213 126ZM233 126H231L230 127V129H233L232 128ZM35 128H38V127H35ZM42 129H43V127H41ZM49 128V127H48ZM51 128V127H50ZM123 128V127H122ZM236 129H241L240 127H235ZM234 128V129H235ZM45 129V128H44ZM57 129V128H56ZM73 129V128H72ZM72 129H70L69 131L71 132L72 131ZM125 129V128H124ZM178 129V130H177ZM216 129V128H215ZM229 129V130H230ZM256 128H254V130H255ZM259 129H258V131H259ZM37 130V129H36ZM41 131L42 132V130L41 129H38V131ZM47 130V129H46ZM52 130V129H51ZM61 130V129H60ZM59 130V131H60ZM63 130V129H62ZM75 130V129H74ZM104 130L105 129H102V128H99V129H97L96 131L97 132H100V133H104ZM163 130L164 131H166V133H164L163 132ZM179 130H181V131H179ZM211 130V129H210ZM214 130V129H213ZM222 130V129H221ZM264 130V129H263ZM55 131V130H54ZM53 131V132H54ZM56 131H58V130H56ZM174 131H176V133L175 134H173V132ZM215 131V130H214ZM231 131V130H230ZM234 131V130H233ZM232 131V135H230V137H229V139L231 138V136H232V139H234L233 137H236V136H234V132ZM247 131V132H248ZM31 132H33V131H31ZM30 132V133H31ZM45 132V131H44ZM48 132H49V130L47 131V132H45V133H47L48 134ZM75 132V131H74ZM74 132H72V133H74ZM92 132H94V131H92ZM118 132V131H117ZM160 132H161V134H160ZM36 133V132H35ZM40 133V132H39ZM50 133V132H49ZM62 132H60V134H61ZM66 133V132H65ZM76 133V132H75ZM83 133V132H82ZM88 133H90V132H88ZM191 135H189V136H192V134L194 133H192V130H191ZM209 133V132H208ZM208 133H207V135H208ZM235 133H236V131H235ZM246 133V132H245ZM253 133H255V131L253 132L252 131V133H250V134H253ZM257 133V132H256ZM255 133V134H256ZM262 133V132H261ZM44 134V133H43ZM109 134V133H108ZM119 134V133H118ZM200 134V133H199ZM228 134H229V132H228ZM255 134H253L254 135V137H255ZM263 134V133H262ZM35 135H37V133L35 134ZM63 135V134H62ZM65 135L66 134H64V138H65ZM158 135V136H159ZM194 135V134H193ZM215 135V134H214ZM224 135V134H223ZM227 135V134H226ZM245 135V134H244ZM247 135V134H246ZM259 135H261V134H259ZM259 135H256V136H259ZM264 135V134H263ZM75 136V134H70L68 137H70L71 139L73 138ZM205 136V135H204ZM228 136V135H227ZM195 137H197L196 135H194V141H196L195 139ZM201 137V136H200ZM243 137V136H242ZM225 138V137H224ZM223 138V139H224ZM241 138V137H240ZM244 138V137H243ZM242 138V139H243ZM43 139V138H42ZM62 139H63V137H62ZM66 139V138H65ZM75 139V138H74ZM74 139H72V141H73V145H70V147H69V149L71 150V149H73V148H75V144H78L80 141H81V139L82 138H80V139H75V141H74ZM238 139V138H237ZM236 139V140H237ZM242 139H238V141L239 140H242ZM245 139V138H244ZM252 139H253V137H252ZM258 139V138H257ZM260 139V138H259ZM262 139V138H261ZM77 140V141H76ZM203 140H206L205 141V143L207 144L208 142H209V144L210 143H212L215 139L214 138H206V139H203ZM208 140H210V141H208ZM211 140H213V141H211ZM225 140H227V139H225ZM60 141V140H59ZM221 141V140H220ZM235 141V140H234ZM234 141H233V143H234ZM253 141V140H252ZM62 142V141H61ZM200 142V141H199ZM230 142V141H229ZM189 143V142H188ZM195 143V142H194ZM218 143V142H217ZM224 143V144H223ZM232 143V144H233ZM199 144V143H198ZM197 144V145H198ZM203 144V143H202ZM232 144H228L227 142H220L219 144H218V146L219 147H217L216 148V153H218L219 151H223V149H226L224 146H228L229 148H230V145L232 146ZM235 144V143H234ZM238 144H240V143H238ZM241 144H243V143H241ZM212 145H213V143H212ZM211 144H210V146L211 147H213ZM217 145V144H216ZM190 143H189V145H188V149L190 148ZM185 147V149H187ZM199 147V146H198ZM201 147V146H200ZM216 147V146H215ZM222 147V148H221ZM237 147H239V146H237ZM83 148V150H82V152H81V154L80 155H77V156H75V155H69V156H67V155H63V156H57L58 154H53L52 156H51V158H52V163H53V161H59V160H61L62 161V163L64 164L65 162H66V159H68V157H72V158H70V161H72V160H74V161H76L75 163H76V165H77V162H78V164L80 163V164H82L81 165V167H79L78 165V167L79 168H76V165H75V163H74V165L73 166H66V167H63L62 169H56V167H54L53 169H49L46 173L47 174H45L46 176H45V178L44 179H39V180H37V182L36 183H40L41 181H45L44 183H43V186H42V189H41V191H40V197L39 198H42V199H47V200H49V201H53V202H58L60 205H62V207H60V208H58L57 207V209L56 210H54V211H58V213H57V215L54 217V219L52 218V220L51 221H49V223H47L46 225H54L55 227H53L52 229H55V231L58 233V232H63V231H65V232H67L68 233V231H70V233H73L72 235H71V238L69 239V236H67V237H65V239H67L68 240V242H78L80 239H82L81 237H80V233L78 232L79 231V228H78V225H74L75 224V220L77 219L78 220V218L82 215V216H84V219H83V221H82V223H81V225L82 224H84V226H86V225H92L93 226V228L95 227V228H97L98 227V224H102V223H106L107 221L105 220V218H103L102 220H97V218H95L94 217V215H97V214H102V213H104V214H106V215H113L114 213L113 212H118V211H113L112 209H102L101 211H100V209H99V205H97V206H95V208H94V206H93V204L91 203L92 201L94 202V199H93V197H95V192L93 191L94 190V184L95 183H98V181H100V180H108V181H115L116 179H118L123 173V168H122V164H121V162H117L116 163V166L115 167H113V168H110V166H109V164L111 163V162H113V160L114 159H110V158H107L106 159V163L104 162L101 166H99V164H101L99 161H97V159H99L98 158V156H95V157H97V158H95V157H93V159L94 160H96V161H94L93 159H91L90 161H88L86 158H87V156L89 155V152L91 153V151L93 150H89V148L87 147V146H85V147H82ZM233 148V147H232ZM148 149V150H147ZM192 151H193V149H191ZM195 150V149H194ZM209 150V149H208ZM243 150V149H242ZM245 150V149H244ZM157 151H158V153H157ZM185 151V150H184ZM188 151H189V153H188ZM187 152H186V154L184 153H182V155L180 156V155H174V159H175V161H178V160H183V159H185L184 161H186V158H188V156L190 155V153H191V151L190 150H188ZM205 151V150H204ZM209 151H211V150H209ZM208 151V152H209ZM229 151V150H228ZM194 152V151H193ZM211 152H213V151H211ZM210 152V153H211ZM233 151L231 150V153H232ZM240 152H242L241 150H239V153ZM245 152V151H244ZM196 153H197V151H196ZM196 153H195V155H196ZM145 154V155H144ZM212 154V153H211ZM108 154H103V156H107ZM186 155H187V157H186ZM192 155H194V154H192ZM217 155V154H216ZM236 155H237V153H236ZM239 155V154H238ZM242 155H243V153H242ZM164 156V155H163ZM177 156H179V157H181V158H179V157H177ZM218 156H220V155H218ZM101 158H102V156H100ZM193 157H195V156H193ZM217 157V156H216ZM221 157H223V156H221ZM100 158V159H101ZM165 158H168V157H165ZM189 158H191L190 159V161L193 159L192 157H189ZM189 158H188V160H189ZM196 159L198 158V155H197V157H195ZM193 159L192 160V163H193V161H195L196 159ZM208 158V157H207ZM233 158V157H232ZM238 158V157H237ZM200 159V158H199ZM205 159V158H204ZM212 159L213 160H215V159H217V158H213L212 157ZM210 160L209 159V161H212V163H213V160ZM219 159H222V158H219ZM224 159V158H223ZM229 159H231V158H229ZM87 160V162H85ZM158 160V159H157ZM187 160V161H188ZM202 160V159H201ZM235 160H236V158H235ZM153 161H155L156 162V158H155V160H153ZM159 162H160V159L158 160ZM157 161V162H158ZM168 161H170V159H165V162L166 163H168ZM186 161V162H187ZM198 161V160H197ZM196 161V162H197ZM208 161V160H207ZM227 162L229 161V160H226ZM226 161L224 162V163H226ZM152 162V161H151ZM157 162H156V164H157ZM185 162V164H182V165H186L187 163ZM232 162H233V160H232ZM67 163V162H66ZM65 163V165H67ZM189 163L191 164V162H188V165H189ZM199 163L200 164H202V163H204L203 162V160H202V162H200L199 161ZM209 163V162H208ZM235 163H237V161L235 162ZM228 164V163H227ZM232 164V163H231ZM158 165V164H157ZM181 165V166H182ZM188 165H186L187 167H183L182 168V171L183 170H186V169H190L189 167H188ZM204 165V164H203ZM206 165V164H205ZM205 165H204V167H205ZM209 166L211 165V163L210 164H208ZM214 166H215V163L213 164ZM220 165H221V163H220ZM233 165V164H232ZM235 165V164H234ZM208 166V168H210ZM213 166V167H214ZM227 166V165H226ZM237 167H241V166H243L242 167V174L244 173V174H246L249 170H248V167H246L245 165H236ZM197 167V166H196ZM196 167H194V168H196ZM216 167V166H215ZM218 168V167H217ZM221 168V167H220ZM226 168V167H225ZM225 168H223V170H225ZM228 168V167H227ZM233 168H235V167H233ZM87 169H91L90 170V172L88 173V177H85L84 179L82 178V177H73L72 176V178L70 179V181H67L68 179L66 178V179H61L60 178V175L61 176H63V177H66L68 174H69V172L71 171V173H77V174H79V173H82V172H84L85 170H87ZM216 169V168H215ZM56 170V171H55ZM222 170V169H221ZM58 171V175H55L54 173H56ZM179 171V170H178ZM190 171V170H189ZM192 171V170H191ZM197 171V170H196ZM216 171V170H215ZM219 171H220V169H219ZM229 171V170H228ZM207 171H206V168H205V173H206ZM214 172V171H213ZM218 172V171H217ZM224 172V171H223ZM171 173V172H170ZM182 173V172H181ZM186 173H188V172H186ZM191 173H193V172H191ZM202 173H203V171H202ZM212 173V172H211ZM221 173H222V171H221ZM226 173H228V172H226ZM218 174H219V172H218ZM187 175V174H186ZM203 175V176H202ZM202 175H200L201 177H202V179H200L199 181H201V180H203L204 178V176H205V174H202ZM209 175H210V173H209ZM213 175H215V174H213ZM213 175H212V177H213ZM222 175V174H221ZM206 176H207V178H208V174H206ZM199 177V176H198ZM41 178H42V176H41ZM206 178V177H205ZM46 179V180H45ZM172 179H173V177H172ZM105 180V181H106ZM161 181V180H160ZM166 181V180H165ZM175 181V180H174ZM190 181V179L188 180V182ZM192 181H195V179L194 180H192ZM198 181V182H199ZM87 182H89V183H87ZM167 182V181H166ZM173 182V181H172ZM176 182V181H175ZM183 182V181H182ZM181 182V183H182ZM196 182H197V180H196ZM196 182H194V184L196 183ZM197 182V183H198ZM202 182V181H201ZM87 183V184H86ZM184 183V182H183ZM192 183V182H191ZM196 183V184H197ZM202 183H204V182H202ZM251 183V182H250ZM88 184L89 185H92V186H90V187H88ZM186 184V183H185ZM193 184V185H194ZM102 185V184H101ZM164 185V184H163ZM179 185H182V184H179ZM190 185V184H189ZM248 185V184H247ZM254 185V184H253ZM87 186V187H86ZM98 186V185H97ZM105 186V185H104ZM166 186V185H165ZM197 186V185H196ZM249 186V185H248ZM247 186V187H248ZM94 187V188H93ZM161 187V186H160ZM181 187V186H180ZM54 188L56 189V190H59V189H61L60 191H55L54 193L52 192L53 190H54ZM80 189V190H84L85 191V193H81V195L79 196V197H77V199H75V197L73 198L72 197V201H73V199H74V202L73 203H76V209L74 210V211H67V208L69 207V204H68V201H67V199H68V197H69V201H70V199H71V196H72V191H74V190H77V189ZM97 188V187H96ZM95 188V189H96ZM163 188V187H162ZM182 188H184V186L182 187ZM193 188V187H192ZM244 188H245V186H244ZM245 189H247V188H245ZM244 189V190H245ZM248 189H249V187H248ZM87 190V191H86ZM164 190V189H163ZM82 191H80V192H82ZM193 191V190H192ZM260 191H262L261 189H260ZM259 191V192H260ZM62 192V193H61ZM148 192V191H147ZM156 192V191H155ZM247 192H248V190H247ZM258 192V193H259ZM43 193V196H41V194ZM230 192H228V194H229ZM235 193V192H234ZM80 194V193H79ZM150 194V193H149ZM257 194V193H256ZM74 195V194H73ZM151 195V194H150ZM193 195H194V193H193ZM240 195V194H239ZM260 195V194H259ZM258 195V196H259ZM75 196V195H74ZM235 196V195H234ZM251 196V195H250ZM254 197H255V199H256V197H257V195L255 196V195H253ZM252 196V197H253ZM202 196H200V198H201ZM213 197V196H212ZM216 197V196H215ZM261 197V196H260ZM67 198V199H66ZM196 198V197H195ZM203 198H205V197H203ZM240 198V197H239ZM251 198V197H250ZM64 199H66L65 200V202L66 203H64ZM211 199V198H210ZM209 199V200H210ZM213 199V198H212ZM211 199V200H212ZM230 199V198H229ZM233 199V198H232ZM248 199V198H247ZM254 199V200H255ZM119 199H117V201H115V202H117V203H120V208H124L123 207V205H124V202L123 201H118ZM208 200V201H209ZM210 200V201H211ZM231 200V199H230ZM251 201H252V198L250 199ZM250 200H248V201H250ZM200 201H202V200H200ZM199 201V202H200ZM203 201H205L206 202V200H203ZM228 201V200H227ZM242 201V200H241ZM248 201H247V206H248ZM71 202V201H70ZM88 202H90L91 203V205L88 203ZM96 202V201H95ZM101 202V201H100ZM142 202V201H141ZM213 202H214V200H213ZM218 202V201H217ZM88 203V204H87ZM220 203V202H219ZM251 203V202H250ZM255 202L253 201V204H254ZM147 204V203H146ZM208 204H209V202H208ZM212 204V203H211ZM233 204V203H232ZM143 205V204H142ZM199 206H200V204H198ZM230 205V204H229ZM245 204H243V206H244ZM255 205L256 204H254V205H252L251 204V206L250 207H245L246 209L247 208H249V210L251 209V207L252 206H254L255 207ZM144 206V205H143ZM182 206V205H181ZM204 206V205H203ZM219 206V205H218ZM226 206V205H225ZM224 206V209H226L225 211H222L223 209H218V207H215V209H218L219 211L221 210V212L220 213H227L226 215H228L229 214V212L228 211H231L232 209H234L233 208V206H232V208H230V210H228L227 208H229V207H225ZM228 206V205H227ZM236 206V205H235ZM146 207V206H145ZM208 206H206V208H207ZM231 207V206H230ZM238 207L240 208V205H238ZM237 207V208H238ZM254 207H252V208H254ZM63 208H64V210H63ZM110 208V207H109ZM193 208H194V206H192V210H193ZM198 208V207H197ZM220 208V207H219ZM241 208H244V207H241ZM240 208V209H241ZM256 208V207H255ZM59 209V210H58ZM141 209V208H140ZM164 209V208H163ZM179 209H180V207H179ZM190 209V210H191ZM202 209V206H201V208H200V210ZM236 209V208H235ZM246 209H244V210H246ZM69 210V209H68ZM149 210V209H148ZM196 210H197V212H201V211H199L198 209H196V207H195V212H196ZM206 210H208V209H206ZM228 210V211H227ZM248 209L246 210L247 212L245 213V214H242V215H244L243 217L245 218V215L246 214H248V213H252V209L249 211ZM160 210H158V213H161V212H159ZM162 211V210H161ZM189 211V210H188ZM194 211H192V213L194 212ZM210 211V210H209ZM213 211V210H212ZM211 211V212H212ZM218 211V212H219ZM238 210H236L235 211V213L237 214H240L239 212H241L242 213V210L241 211H239V212H237ZM249 211V212H248ZM146 212V211H145ZM178 212V211H177ZM194 212V213H195ZM196 212V213H197ZM203 212V211H202ZM211 212H209V213H211ZM218 212H215L213 215H215L216 213H218ZM188 212L186 211V214H187ZM192 213H190V214H192ZM195 213V214H196ZM206 214H207V211L205 212ZM204 212H203V214L206 216V214H205ZM232 213H233V211H232ZM230 214L229 216H230V218H226V215L224 216V214H223V218H225L228 222H229V219L230 220H232V218L231 217H236L237 215L236 214ZM147 214V213H146ZM190 214L188 213V218L187 219H189L190 220V222H193L192 220V218H194L193 216H195L194 214H192L191 215V217H190ZM116 215H117V213H116ZM209 215V214H208ZM219 214H217L216 215V218H218L217 216H218ZM221 215V217H222V214H220ZM231 215H235V216H231ZM250 215V214H249ZM154 216H155V214H154ZM156 216H158V215H156ZM198 216V215H197ZM200 216H203L202 215V213L200 214ZM204 216V217H205ZM238 216H240V215H238ZM257 216V215H256ZM263 216V215H262ZM191 219H190V218ZM212 217V216H211ZM210 217V218H211ZM220 216H219V218H221ZM228 217V216H227ZM242 217V219L240 220V221H242L244 218ZM247 215H246V219H247ZM259 217H261V216H259ZM258 216H257V220H260V218H259ZM184 218L186 219V215H184ZM195 218H196V216H195ZM198 218V217H197ZM207 218H208V216H207ZM209 218V220H208V224H209V227H211L212 228V226L213 225H210V224H212V222H213V218L212 219H210ZM216 218H214L215 220H216ZM223 218L222 219H219V220H221V222H222V225L226 222L225 220V222L223 223ZM241 218V217H240ZM240 218H238V220L240 219ZM255 218V217H254ZM263 219H264V217H262ZM261 218V219H262ZM117 219V218H116ZM183 219V218H182ZM181 219V220H182ZM199 219V218H198ZM236 219V218H235ZM249 220H250V218H248ZM203 221H205L204 223H201L202 224V226H204L203 224H205V228H204V230L202 231V229H200L201 230V233L202 232H204L205 231V233L207 234L208 232H206L207 231V229L206 228H209L208 226L206 227V225H207V223H206V220H204V219H202ZM210 220H212V222L210 223ZM214 220V223H215V226H216V224H217V222L219 223L220 221L218 220H216L215 221ZM237 219H236V221H238ZM257 220H255V221H257ZM152 221V220H151ZM187 222H189L188 220H186ZM195 221H198L197 219L195 220ZM194 221V222H195ZM201 221V220H200ZM235 221V223H237ZM246 221V220H245ZM252 221H253V218H252ZM251 221V222H252ZM139 222V221H138ZM186 222V223H187ZM228 222H226V224L228 223ZM244 222V221H243ZM261 222V221H260ZM260 222H257V224H258V226H256V225H254V226H256V227H254L255 229H256V232L258 231V232H264V221H262L261 223ZM136 223V222H135ZM167 223V222H166ZM186 223H185V225H186ZM200 223V222H199ZM213 223V224H214ZM232 223H234L233 221H232ZM238 223H239V221H238ZM242 223V222H241ZM240 223V224H241ZM250 223V222H249ZM247 224L248 226L249 225H252L253 226V224H256L255 222L252 224ZM178 224H181V221H180V223H178ZM188 224V223H187ZM191 224V223H190ZM219 224H221V223H219ZM259 224H261V225H259ZM120 224H119V222H117L116 224H114V226H119ZM182 225H184V223L182 224ZM195 225L197 226V224L195 223ZM200 225V224H199ZM225 225V224H224ZM223 225V226H224ZM230 225V224H229ZM242 225H243V223H242ZM242 225H239V227L240 226H242ZM247 225H243L242 226V228H244L245 226H247ZM51 226V227H52ZM80 226V225H79ZM176 225H174V228H172L171 229V231L169 230V232H172V230H173V232H174V230L175 231H179L178 229H176V228H178V225H177V227H175ZM188 226H190V225H188ZM192 226V225H191ZM190 226V227H191ZM215 226H213V228H212V231L213 230H215L216 228L219 230L220 228H218V227H216L215 229H214V227ZM218 226V225H217ZM220 226V225H219ZM222 226V228L224 229V227ZM227 226V225H226ZM225 226V227H226ZM237 227V225H234L233 224V227ZM50 227V228H51ZM76 227V228H75ZM185 228H187L186 226H184ZM194 227V223H193V226L191 227V229ZM198 227V226H197ZM197 227H194V228H196L197 229ZM233 227H231V228H233ZM258 227V228H257ZM180 228H181V225H180ZM189 228V227H188ZM198 228H200V227H198ZM227 228V227H226ZM231 228H228V230L229 229H231ZM239 229V232H237V234L238 233H240V231H243V229ZM245 228H247V229H249L248 227H245ZM245 228H244V231H246L245 230ZM251 228H253V227H251ZM182 229H184V228H181V231H182ZM222 229V231H224L225 232V230H227V229H224L223 230ZM235 229V228H234ZM237 229H238V227H237ZM110 230V229H109ZM185 230V232H186V229H184ZM183 230V231H184ZM190 230V229H189ZM194 230V229H193ZM199 230V231H200ZM250 230V229H249ZM263 230V231H262ZM188 231V230H187ZM191 231V230H190ZM197 232H198V229L196 230ZM196 231H194V232H196ZM209 235H208V237L207 236H205V238H204V236H202L203 237V239L202 240H198L199 242H201L200 243V245L202 246V249L200 248V251L202 250L203 251V249L206 247V245H204L205 244V242H206V244H207V242L208 243H210L211 241L213 242V241H221V243L222 242H224V240H226V238H228V237H225V239L224 240H221V236L222 235H224V234H222V235H220V239L219 240H215V239H217L215 236H216V234H218L219 232H212L211 230H210V228H209ZM215 233V235L214 236H212V233ZM219 231H221V230H219ZM232 231V230H231ZM248 231V230H247ZM251 231V230H250ZM250 231H248V233H250ZM254 231V230H253ZM11 232V231H10ZM156 232V231H155ZM168 232V233H169ZM173 232H172V234H173ZM194 232H192L191 231V233H194ZM196 232V233H197ZM256 232H253V234H255ZM93 233H94V231H93ZM146 233V232H145ZM152 233V232H151ZM190 233V232H189ZM190 233V236L191 235H193V234H191ZM196 233H194L195 235H196ZM201 233H200V237H199V235H198V237L201 239L202 237H201ZM205 233H202V235L204 234L205 235ZM226 233V232H225ZM227 233H229V231L227 232ZM226 233V234H227ZM231 233V232H230ZM234 233H236V232H234ZM244 232H242V233H240V236H241V234H242V239L244 240V236H245V238H246V241L248 242V241H250V240H248V237L250 236V234H248V233H246V234H248V235H245V233L243 234ZM251 233H252V231H251ZM122 234V233H121ZM140 234H141V232H140ZM143 234V233H142ZM159 234V233H158ZM162 234V233H161ZM160 234V235H161ZM170 234V233H169ZM175 234V233H174ZM183 234V233H182ZM188 234V233H187ZM198 234V233H197ZM220 234V233H219ZM257 234V233H256ZM264 234V233H263ZM70 235V234H69ZM145 235V234H144ZM147 235V234H146ZM153 235V234H152ZM163 235V234H162ZM167 235V234H166ZM184 235V234H183ZM227 235H229V234H227ZM232 235V234H231ZM234 235V234H233ZM261 235V234H260ZM136 236V235H135ZM134 236V237H135ZM142 236V235H141ZM165 236V235H164ZM169 238L172 236H170V235H167ZM177 236V235H176ZM179 236V235H178ZM177 236V237H178ZM185 236V235H184ZM188 236V235H187ZM188 237V238H183V239H181L180 240V243H182L181 241L183 240V242H184V239L187 241L189 238L190 239H192V240H190V242L193 244L194 242H195V240H194V242H193V238L192 237ZM194 236V235H193ZM219 236V235H218ZM237 235L235 234V237H233V238H236V241H235V239H233L235 242H237L239 239V234H238V236L236 237ZM248 236V237H247ZM255 236V235H254ZM264 236V235H263ZM263 236H260L261 238L263 237ZM129 237V236H128ZM140 237V236H139ZM147 237V236H146ZM153 237H155V236H153ZM152 237V238H153ZM160 237V236H159ZM162 237V236H161ZM160 237V238H161ZM173 237H175L174 235H173ZM172 237V238H173ZM176 237V238H177ZM196 237L197 236H194V239H196ZM213 237L215 238L214 240H213ZM230 237H232V236H230ZM250 237H252L253 239H254V237H253V235L251 234V236ZM256 237V236H255ZM142 239L144 238V239H146L144 236L143 237H141ZM148 238H150V237H148ZM147 238V239H148ZM151 238V239H152ZM157 238V237H156ZM160 238H159V240H160ZM167 238V237H166ZM169 238H167V239H169ZM172 238L170 239V241L172 242L173 240H175L176 241V244H178L179 246H177L176 244H173V246L174 245H176L177 247H175V252H170V255H172V253H175L176 254V248L178 249V248H182V247H180V245L181 244H179L178 243V240H176V239H174L173 238V240H172ZM198 238V239H199ZM223 238V237H222ZM240 238V240H242ZM252 238H250V239H252ZM260 238V239H261ZM146 239V240H147ZM167 239H163L162 238V243H164V241H166ZM179 239H180V236H179ZM238 239V240H237ZM251 240L250 242H251V245H253L252 244V242L254 243V245L258 242V234H257V237L255 238V239H257L256 241H255V239L254 240ZM259 239V240H260ZM64 240V239H63ZM110 240V239H109ZM189 240L186 242L187 243V245H189L188 246V248L191 250V249H193V250H195L194 248H196V246H198L199 244V242L196 244L195 243V245L193 244L192 246H191V244L190 243H188L189 242ZM228 240H229V238H228ZM228 240H226V241H228ZM232 238H231V243H232ZM239 240V241H240ZM81 241V240H80ZM151 241V240H150ZM153 241V240H152ZM157 241V239H155V242ZM167 241H169V240H167ZM169 241V242H170ZM175 241H173V242H175ZM202 241L204 242V243H202ZM225 241V242H226ZM246 241H244L245 243H246ZM62 242V241H61ZM65 242H66V240H65ZM82 242V241H81ZM160 242V241H159ZM170 242V243H171ZM197 242V241H196ZM212 242H211V244H212ZM216 242V243H217ZM224 242V243H225ZM229 242V241H228ZM227 242V243H228ZM235 242H233L234 244H235ZM250 242H248V243H246L247 245L250 243ZM64 243V242H63ZM67 243V242H66ZM152 243H154V242H152ZM166 243H168V242H166ZM216 243H213V246H214V244H216ZM219 243V242H218ZM217 243V244H218ZM231 243H228V244H231ZM232 243V244H233ZM61 244V243H60ZM65 244V243H64ZM157 244V243H156ZM169 244V243H168ZM171 244V245H172ZM183 244L185 245V243H182V246H183ZM205 246L204 248H203V245ZM220 244V243H219ZM228 244H226L227 246H228ZM232 244L229 246V248H231V252H232ZM240 243L238 242V245H239ZM66 245V244H65ZM144 245V244H143ZM154 245V244H153ZM159 245V244H158ZM161 245V244H160ZM170 245V246H171ZM187 245H185L186 247H187ZM200 245H199V247H200ZM210 245V244H209ZM225 245V246H226ZM238 245H237V247H238ZM241 245V244H240ZM239 245V246H240ZM242 245L243 246H245L244 245V243H243V241H242ZM57 246V245H56ZM59 246V245H58ZM60 246H62V245H60ZM170 246H168V247H170ZM184 246V247H185ZM194 246V247H193ZM211 247H212V245H210ZM210 246H208V247H210ZM219 246V245H218ZM217 246V247H218ZM220 246L221 247H213L214 249L215 248H217L218 250H221V252L223 251L221 248L223 247L221 244H220ZM226 246V247H227ZM234 246V245H233ZM235 246H236V244H235ZM243 246H240L241 247V249H243V251H241L242 253L245 251V250H248L247 248L245 249V247H243ZM63 247V246H62ZM62 247L60 248V247H57V248H54V249H51L50 251H54L55 252V250H58L59 248L61 249V250H59L58 252H60L61 254H63L64 252H65V249H66V247L64 248V249H62ZM70 247V246H69ZM81 247H82V243L81 244H79L78 246H77V248L76 249H74L73 250V252L70 254V255H72V256H70L69 257V260H76V259H79L81 256H82V253L81 252H79V250L81 249ZM135 247V246H134ZM161 247H163L162 245H161ZM193 247V248H192ZM246 247H250V246H246ZM258 247H260V246H258ZM74 248V247H73ZM129 248V247H128ZM135 248H137V247H135ZM134 248V249H135ZM150 248H152V247H150ZM156 248H158V247H156ZM212 248V251H215L214 249ZM234 248H236V247H234ZM262 249H263V247H261ZM25 249V248H24ZM130 249V248H129ZM139 249H142V248H139ZM160 249V248H159ZM158 249V250H159ZM173 249V248H172ZM171 249V251H173ZM197 249V248H196ZM206 249H207V247H206ZM224 249V248H223ZM228 249V248H227ZM238 249V248H237ZM245 249V250H244ZM253 250L255 249L256 250V247H254V248H252ZM251 249V250H252ZM259 249V248H258ZM254 250L255 252H258L259 250H261V249H259V250ZM131 250V249H130ZM135 250H138V249H135ZM157 250V249H156ZM157 250V251H158ZM163 250V248H161V251ZM165 250V249H164ZM169 250H170V248H169ZM182 250V249H181ZM186 250V249H185ZM184 250V252H182V254H181V252H180V254L181 255H177V257H176V259H175V257L173 258V259H175V260H177V259H180V260H178V262L180 263V264H184V259L185 258H187V257H185L184 258V253L186 254V251ZM190 250H188L187 249V253L189 252L190 253ZM192 250V251H193ZM205 250V249H204ZM211 250V249H210ZM218 250H216L215 251V253H213V252H210V253H213L212 255L211 254H207V253H209V250L207 249V251H205V252H207V253H205V254H207L206 255V257L209 255H211V257L213 258V256H214V258L216 259V258H218V254H219V257H220V254H221V252L219 253L218 252ZM234 250V249H233ZM236 250V249H235ZM234 250V251H235ZM252 250V252L254 253V251ZM17 251V250H16ZM133 251V250H132ZM155 251V250H154ZM160 251V250H159ZM158 251V254L160 253ZM179 251V249L177 250V252ZM200 252L201 254V256H202V259L201 258H199V249H198V251H197V255H198V258L199 259H201L202 261H204V263L206 262L205 260H207V259H209V260H212V261H209V263L211 262V264H213L212 262H216V260L214 261L213 259H211L210 257L209 258H207L206 259V257H205V260H204V258H203V256L205 255H202L203 254V252ZM228 251H230V250H228ZM87 252V251H86ZM134 252V251H133ZM156 252V251H155ZM165 252H169V251H165ZM165 252H164V254H165ZM216 252H218V254L216 253ZM236 252V251H235ZM238 253H239V249H238V251H237ZM241 252L239 253V254H241ZM246 252V251H245ZM244 252V253H245ZM261 252H264L263 250L261 251ZM261 252H259V253H256L258 256H260L258 259H260L261 258V260H263L264 258L262 257V256H264L263 255V253H262V256H261ZM188 253V254H189ZM192 253V252H191ZM194 253V252H193ZM192 253V254H193ZM223 253H224V251H223ZM226 253L228 254L229 252H225L224 253V256H226ZM237 253V254H238ZM243 253V254H244ZM250 255L252 254L251 253V251H249L248 252ZM247 253V254H248ZM59 254V253H58ZM122 254V253H121ZM131 254V253H130ZM152 255H153V253H151ZM161 255H163V253H160ZM159 254V255H160ZM167 255H168V253H166ZM178 254V253H177ZM188 254H186V256H192V254L191 255H188ZM195 254V258L194 259H196L197 257V255ZM217 254V256L215 257V255ZM231 254V253H230ZM243 254H241L242 256H243ZM246 254V253H245ZM248 254V255H249ZM255 254V253H254ZM254 254H252L250 257H253L252 258V260H254V259H256V254H255V256H254ZM124 255V254H123ZM138 255V254H137ZM148 255V254H147ZM149 255H150V253H149ZM152 255H151V259L153 260V257H152ZM166 255V256H167ZM170 255H168V256H170ZM184 255V256H183ZM194 255V254H193ZM241 255H239L240 257H242ZM247 255V256H248ZM61 256V255H60ZM127 256V255H126ZM131 256V255H130ZM165 255H163V257H164ZM176 256V255H175ZM180 256H182L181 258H184L183 260H181V258H179ZM200 256V257H201ZM223 256V255H222ZM235 256V255H234ZM245 257H247L246 255H244ZM247 257L248 258V261L250 260V262H251V259H250V257ZM131 257H133V255L131 256ZM236 257V256H235ZM234 257V258H235ZM240 258V260L242 259L243 260V262L245 263V264H247L248 263V261L247 262H245L246 261V259L247 258ZM255 257V258H254ZM119 258H121V257H119ZM122 258H123V256H122ZM165 258V257H164ZM164 258H162V260L164 259ZM166 258H168V257H166ZM165 258V259H166ZM189 258V257H188ZM187 258V259H188ZM191 258V257H190ZM190 258H189V261L191 262L192 260H190ZM193 258V257H192ZM197 258V260H199ZM224 258V257H223ZM233 258V257H232ZM232 258H231V260H232ZM237 258V257H236ZM263 258V259H262ZM129 259V258H128ZM132 259H134V257L132 258ZM149 259V258H148ZM155 259V258H154ZM168 259H170V257L168 258ZM171 259H172V256H171ZM193 259V260H194ZM220 259V258H219ZM226 259V258H225ZM238 259V258H237ZM237 259L235 260L234 259V261H235V263H233L234 261L232 260V262H231V260L230 259H227V263L225 262L224 264H228V262H229V264L231 263H233V264H236V261H237ZM245 259V260H244ZM134 260H137V259H134ZM157 260H159V259H157ZM167 260V259H166ZM165 260V261H166ZM201 260H199L198 262H196L197 264L198 263H202L201 262ZM218 260V259H217ZM239 260V259H238ZM241 260V261H242ZM257 260V259H256ZM260 260V261H261ZM151 261V260H150ZM182 263H181V262ZM224 262V259L223 260H221V262ZM54 262V261H53ZM126 262V261H125ZM131 262V261H130ZM138 262V261H137ZM152 262V261H151ZM154 262H156V261H154ZM153 262V263H154ZM158 262V261H157ZM156 262V263H157ZM161 262V261H160ZM185 262H186V259H185ZM190 262H188L187 261V263L189 264ZM217 262H220V260L219 261H217ZM220 262V263H221ZM253 262V261H252ZM256 262H258V264H264V260H263V262L261 261V263H259V260H257V261H254V264H257ZM55 263V262H54ZM53 263V264H54ZM57 263V262H56ZM122 263H124L123 261H122ZM129 263V262H128ZM148 264H150V262H149V260H148V262H147ZM152 263V264H153ZM175 263V262H174ZM173 263V264H174ZM187 263H185V264H187ZM193 263V261L191 262V264ZM203 263V264H204ZM208 262L207 263H205V264H209ZM219 263V264H220ZM243 263V264H244ZM91 264V263H90ZM124 264H126V263H124ZM133 264V263H132ZM157 264H164V261H162V263H157ZM165 264H168V261L167 262H165ZM169 264H170V262H169ZM175 264H177V262L175 263ZM194 264V263H193ZM215 264V263H214ZM216 264H218V263H216ZM238 264V263H237ZM239 264H242L241 262L239 263ZM251 264V263H250Z\"/></svg>", "mask_w": 264, "mask_h": 264}]
</instances>
